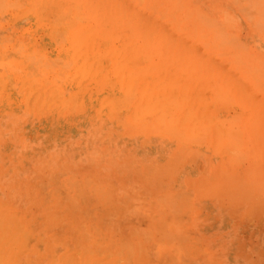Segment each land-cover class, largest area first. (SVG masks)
<instances>
[{
  "label": "rangeland",
  "instance_id": "374dc122",
  "mask_svg": "<svg viewBox=\"0 0 264 264\" xmlns=\"http://www.w3.org/2000/svg\"><path fill=\"white\" fill-rule=\"evenodd\" d=\"M78 1H80V0H78ZM78 1L76 0V6H78V7H76L77 9H79V8H82V9H84L85 8V6H84V4H83V6H82V1H84V0H82V1H80L79 3H78ZM86 1H87V4H86ZM103 1V0H102ZM105 1H107L108 2V0H104L103 2H104V4H103V6L102 7H100V6H96V7H100V9L101 8H103V10H104V8H106V6H107V4H106V2ZM113 1V2H112ZM114 1L115 0H109V2L108 3H112V5H114V6H112V7H114L113 8V12L112 11H110V13H109V11H107V9H105L108 13H109V19H107L108 17H107V12H105V13H103V14H106V16L105 15H100V16H104L105 17V19H103L104 20V22H105V20L108 22V20H112V18H110V16H111V12H112V15H115L116 14V8H118V6L120 7L121 6V4L122 5H124V7L122 8V10H124V17H122V18H120V19H122V20H120V22H121V24L123 25H121V24H119L118 25V23H120V22H118V20L119 19H116V17H115V19L116 20H113V21H109L107 24H105V27L108 25V27L107 28H109V27H111L112 25V31L111 32H113V33H111V35H110V37L108 38L106 35H108V34H106L105 32V36L107 37V43L105 42L106 41V39L104 40H102L101 39V37L103 38V33H102V35L97 31V30H100V25H99V27H95L96 26V24L98 23V22H102L103 20L102 19H100V16H98L97 17V15H98V13L97 12H95V11H93L94 12V14L96 15H94L93 16V12H92V17H93V20H95L94 19V17H96L97 18V23H96V21H94V22H92L93 20H91L90 19V24H91V26H92V29H91V31L92 30H96L97 32H96V34L97 35H101V36H97V37H93V39H94V41H93V39L91 40L92 42H95L96 43V46H97V44H98V48H100V50H99V53L95 56V58L97 59V61H106L105 59H107L108 57H109V53H107L106 51H111V48L113 47V45H111L110 44V42L111 41H113L114 39L113 38H111L112 37V35H119L120 33H121V37L120 36H117V38L116 37H114V38H116V40H114L113 42H112V44H116L115 46L117 47H115L116 49H114L115 50V52H116V60H118L117 58H119L120 57V55H122V57L118 60V61H120L121 63H119L118 61H117V63H116V61L113 63V62H111V60L112 59H114V57L113 56H110L109 58H110V60H107L106 61V63H108L107 64V68H108V70H107V77L108 78H112V75H115L114 76V80H115V82L112 80V81H110V80H108V82H110L109 84H112L113 86H111L110 85V87H111V90H110V88H109V85L106 87V88H104V93H105V96L108 98V102H112L113 100V103L115 104V102L117 103V102H119V104L117 105V106H115L113 103H107L108 105H110L109 107L112 109L111 111L108 109V105L106 104L105 105V107H103V109L101 110V111H98L97 112V108H96V106L93 104V103H86V104H83V105H81V106H79V109H80V113H78L77 111H74L73 113H71V114H67V115H64V116H61V117H56V112H55V110H54V108H52L51 110H49V105L47 104V107H46V104H44V105H41V106H38V108H37V110H36V108H34L33 110H32V115L30 116V117H25L24 118V116H22V115H19L18 114V111H19V109H20V106L19 105H13V106H10L9 107V109H10V114L7 112L6 114H2V113H0V127H1V129H0V164L2 165H0V216H2L1 218H0V221H2V222H4V224H2V222H0L1 224H0V229H1V233H0V236L2 235V237H1V239H0V244H2V246L0 247V249H1V257H0V264H9V263H14V261L16 260V255H18L19 257H17V261H18V264L20 263V264H64V262L65 263H67V260H68V262L69 263H67V264H85V262L87 263V262H89V264H94V262H96L97 264L99 263V264H115V262H119L118 264H124V261L127 263V261H126V259L128 260V264H155V263H152L151 262V260H150V257H148V259H147V257H146V255H144V250H142V248L143 249H145V246L146 245H148V244H150L152 241H151V238H154V237H157V232L155 233L156 235H154V228L152 229H150V227L148 228V230L147 231H144L145 233H141V232H139L138 233V231L136 232L135 230H134V228L133 227H131V226H128V228H121V226H116V225H114L113 224V222H111V220L113 221V220H115V222H117L118 221V213L120 212V210L118 209V210H114V208L113 209H111L109 206V208H108V210H106V209H102V208H104V205L106 204V203H108V202H105L104 201V196L105 195H103V190H104V185L106 184L107 186L109 185V184H107L106 182H103V178H104V180H106V179H111V181L110 182H112V181H115V180H118V182L120 183V182H123L122 184L124 185V186H127V189L130 191L131 189H137L140 185H141V187L140 188H138V190H140V191H142V192H146L144 195H143V197H141L142 195L140 194L141 192H138V194H140V196H138L139 197V199H137V197L134 195V196H131V197H134V198H136V200H135V204H136V206L134 207V208H132V210H136V211H141V208L142 209H145V208H147V206H149V207H152V205H154L151 201H157V203H156V205L159 207V210L160 211H162V210H165L166 208H168L167 207V204H169L170 202H174V200L176 199V201H179V200H181V202L182 203H180V201H179V203H177V204H174V207H171V208H169L170 209V211L173 213V215L175 216V217H172V218H176V217H178L177 219H178V221L179 220H181V221H184V222H186V223H183V225H181V229L183 230H178V225L176 226V235L178 234V232H179V234L181 233V231L183 232V234H178L177 236H175L174 237V240H176L175 238H177V237H180L181 239H183V238H186V241H184L183 242V240L182 241H180V242H183V243H188L189 241L188 240H190L191 242H189L188 244L192 247H194V246H196V244H200L199 245V247H196V249H198L199 248V250L201 249V252L200 251H198V250H194V251H192L193 249L192 248H190V250H188L189 251V253L190 252H192V255H193V253H195V251H198V253L196 254V256L200 253V255H198L197 257H195V256H192L191 254H189V253H187V250H186V246L188 247L189 245H185V244H181L180 242H179V244H181V245H183V246H185V247H178V249L180 250H178L177 248H176V252H178V254L177 253H175V255H174V253H172L171 254V256H170V259L168 260V264H175V263H177V261H179V263L181 264L182 263V261H183V263L185 264V263H188V264H210V263H213L214 262V259L215 258H213V256L215 255V252H214V250H215V247L217 246L218 248H216V249H220V247H222L221 249H222V251L224 250V247H228L227 249V251H228V257H224L223 255L222 256H219L220 257V259L222 260V261H224V263H221V264H227L226 262H225V260H227V261H229L230 262V260H231V262L233 261L235 264H264V207L262 206V205H264L263 203H262V205H259V206H261V207H259V208H263V209H261L262 210V213H260L261 211H260V209L258 208V210H254V209H257V208H253V206L255 205L256 207L258 206V205H256V204H258V203H256V204H253L252 205V201H251V199L254 201V198H250L251 197V195H252V197H253V195L257 192L256 191V187H257V190L259 191V193L257 194V196H259L260 198H261V201H263L262 199H264L263 197H264V187H263V185H264V170H263V167L264 166H262V165H264V155L262 154L263 152H261V150L262 151H264V146H262V145H264V144H262V145H260V143H262L261 142V140H260V138H259V140H260V143H259V140H258V137H261V135H259L260 133H263L264 134V132H262V131H264L263 129H264V117H263V114H264V95L262 94V92L264 91H262L261 92V90L262 89H264V86H263V82L262 81H264L263 80V75L261 76L260 75V77L258 78V76H257V78L255 79V77L253 78L252 77V75L251 74H249L248 72H251V71H248L249 70V68L250 67H248L247 68V65H244L245 63H246V60H249V58H247L246 57V59L244 58V55H242L241 57H238V55L240 56L242 53L243 54H247V55H249V53L251 54L252 53V56H255L257 53H259V55L257 54V57L259 58V59H261V61H263L262 59H264V52H261V48L262 49H264V44H263V42L261 41V39L263 38L264 39V31H262V30H260V29H263L264 30V27H262V24H264V13L263 14H260V12H261V10L262 9H264V8H262V7H260L259 8V6L261 5H263V3H264V1L263 0H252V1H250L249 2V0H247L250 4H248L247 3V1L246 0H237V1H234L233 2V0H232V2H231V0H187V1H191L190 3L191 4H189V5H185L186 4V2H184V1H186V0H182V6L184 5V9L185 8H187V6H188V8L187 9H185V10H187V11H185L186 13H188V14H190V13H193L194 12V10H192L191 9V7H194L195 6V3L197 4V12L199 11V9H201V11L203 10V12H205L207 15H205L206 17H204V15H202L203 13H201V15H200V12L201 11H199L198 13H199V15L197 14V12H195V14L198 16V19H200L199 21H200V23L199 24H196L195 25V27H193L194 28V31H193V29L191 30L190 29V27H192L191 25H193V23H195V22H193V21H195V20H198V19H196V17L192 14V16H193V19H195V20H193L192 19V16H191V19L193 20L192 22L189 20L188 21V15H187V20L185 19L186 18V15L184 16V15H181V14H183V12L180 14V16H179V22L181 21V19L183 18V20H182V24L179 26L180 28V30L181 29H183V33L186 35H184L183 37H182V35H181V37H182V40H181V38H180V36H176V35H174V39H175V43L172 41V40H174L173 38L172 39H169L168 38V40L170 41H165L164 43L165 44H167V42H169L170 44H167V46H169V45H171V43L172 44H175V45H173V46H175V47H173L172 48V52H169L170 54H171V57L172 58H174V57H176V56H174V55H176L177 54V59L179 60L178 62H180L181 63V65L179 66V64H178V66L177 65H175V63L177 64L178 62H176L175 60H177L176 58L175 59H170L169 60V57H170V55H166V56H168V59L166 58L165 59V61H167V64H165L166 66H167V73H169L170 75L169 76H173V77H169V76H167V74L165 73V75H163V81H166V79H165V77H167L168 79H170V78H172V79H175L176 80V78H177V76H178V74L179 75H181V79H183V76H184V78H185V76H186V78L185 79H183L182 81V83H185V81L186 82H188V84L187 85H189V82L191 81V85H192V83H193V85H196L197 86V88H200V89H193V87L190 85V87L192 88H185L186 89V91L188 92L189 91V89H191L192 91V93H194V94H192L190 91L187 93L186 91H180L181 90V79L179 80V78L177 79V80H179L180 81V83H178V82H176L175 80V82L176 83H178V84H180V86L179 85H177L176 86V84H174V86L175 87H173V90H172V88L170 89V87L168 86H164L163 84L165 83V85H166V83L168 82H162V79H160L161 80V82L163 83H160V80L158 79L164 72V70L163 69H161V68H159V67H161V66H159L157 69H156V71L154 70V66L157 64H154V62H157V61H159V64H161V62H160V58L159 57H161V61H163L164 60V58H163V56L164 57H166L165 55H163V56H161L163 53H165V50H161L160 51V49L159 48H157L158 50H155V49H153V46H152V43H151V40H150V42L148 43V42H146L147 40H145V39H141V37L139 36L138 38H137V34L135 35L134 34V29L135 30H137V28L135 27L137 24H138V26H139V21H140V19H139V23H137V17H143V20L144 19H146L147 18V16H148V14H149V12L151 13V16H150V14H149V19L151 20V19H153V15H154V21L156 22L157 21V24L158 23H160V24H163V21H165L164 23L166 24V23H169L170 25H168V26H171V24L173 23V22H175L176 20H178V19H171L170 18V16L169 15H167V13H166V16H165V13L163 14V15H161V13H160V16L157 14L158 13V11L159 12H161V10L156 6V4H158L159 2L160 3H162V0H155V1H157L158 3H156V2H153L154 0H132L131 1V3L129 4V6L127 5V7L129 8V11H132L131 9H132V7H134L133 9H134V11H133V13L135 14V15H137V17L136 16H134L133 15V13H131V12H129L128 11V9H126L127 7H126V4H128L129 3V0H120V1H115V3H114ZM123 1V2H122ZM164 1V0H163ZM167 1V0H166ZM172 1V0H171ZM173 1H175V0H173ZM176 1H178V0H176ZM221 1V2H220ZM91 2V1H90ZM92 2H94L93 0H92ZM96 2L98 3H100V1H97L96 0ZM117 2H121L120 4L119 3H117ZM127 2V3H126ZM142 2V3H141ZM144 2H146V4L144 3ZM180 2V1H179ZM208 2V3H207ZM211 2V3H210ZM223 2H226V3H223ZM240 2V3H239ZM254 3V2H256L257 3V5H255L254 7H252V3ZM98 3V4H99ZM102 3V2H101ZM114 3V4H113ZM133 3V4H132ZM134 3L136 4L135 6H134ZM150 3H152V5L150 6ZM154 3H156V4H154ZM160 3H159V5H160ZM188 3V2H187ZM218 3V4H217ZM231 3H236V4H231ZM242 3V5L240 6V4ZM88 4H90L89 2H88V0H85V5H87L88 6ZM93 4H95V2L93 3ZM92 4V5H93ZM97 4V5H98ZM117 4V5H116ZM141 4V5H140ZM145 4V5H144ZM179 4V3H178ZM177 3H176V5H178ZM220 4V5H219ZM238 4V5H237ZM245 6H249L250 7V9H248L249 7H245ZM258 4H260V5H258ZM101 5V4H100ZM110 5V4H109ZM144 5V7H142ZM210 5V6H209ZM234 5H236L235 6V9H234ZM115 6H116V8H115ZM139 6V7H138ZM153 6L155 7L156 6V11H154V9L155 8H153ZM182 6L180 7L181 9H182ZM186 6V7H185ZM222 6V7H221ZM239 6V7H238ZM84 7V8H83ZM93 7H95V6H93ZM108 7V9L110 10L111 8H110V6H107ZM141 8V9H139L138 10V8ZM149 8V9H147V8ZM198 7H199V9H198ZM215 7V8H214ZM241 7H243V10L241 9ZM244 7H245V10H246V8H247V10H250V11H247V13L248 12H251V14L253 13V11H255V12H257L259 9H260V12H259V14H257L258 16H256V14L254 13L253 15H250V18H252V20H249L248 18L246 19V17H245V15H248V14H246L245 13V11H244ZM98 8L97 9H95L96 11L98 10ZM121 8H120V10H121ZM125 8V9H124ZM145 8V9H144ZM195 8H196V6H195ZM221 8H222V11H223V9H225L226 11H227V14H224L223 13V15H227V17L225 18L224 16L222 17V12H220V10H221ZM240 8V9H239ZM258 8V9H257ZM88 9V8H87ZM99 9V10H100ZM151 9V10H150ZM184 9H182V10H184ZM188 9L190 10V12L188 11ZM206 9V10H205ZM233 9H234V11H233ZM251 9H253V10H251ZM256 9H257V11H256ZM103 10H100L101 12H103ZM120 10H118L117 9V13L119 14V12H120ZM121 10V11H122ZM126 10H127V12H128V14H129V17H130V14H131V17L133 16L134 18L133 19H129L130 21H128L129 22V24L127 23V20L125 21V18H128V14L126 13ZM136 10L138 11V14L137 13H135L136 12ZM150 10V11H149ZM219 11V13H217V11ZM115 11V12H114ZM141 11H143L144 13H142ZM146 11V12H145ZM148 11V12H147ZM212 11V12H211ZM154 12V13H153ZM155 12H156V14H155ZM228 12L229 13H231V15L233 14V16H230V14H228ZM237 12V13H236ZM115 13V14H114ZM122 12H120V15H122L121 14ZM142 14H144V15H142ZM250 14V13H249ZM117 15V14H116ZM156 15V16H155ZM215 16L214 17V19H212L214 22L212 23V21H211V17L213 18V16ZM261 15V16H260ZM127 16V17H126ZM157 16H159V17H157ZM161 16H163V18H161ZM167 16H168V18H167ZM208 16V17H207ZM230 16V17H229ZM241 16H242V19H241ZM255 16H256V18H255ZM263 16V19L261 18ZM91 17V18H92ZM107 17V18H106ZM112 17V16H111ZM118 17H119V15H118ZM121 17V16H120ZM164 17H165V19H164ZM195 17V18H194ZM204 17V19H202ZM236 18L237 17V23H239L240 22V24L238 25V24H235L238 28H240V29H236L237 27L235 26V29H233V28H230V27H226L227 29H225L224 30V28H225V26L223 25L222 26V23L225 21V23H227L230 19V21H231V23H230V25H234V23L236 22L235 20H234V18ZM239 17V18H238ZM243 17H245V19L243 18ZM247 17H249V16H247ZM260 17V18H259ZM113 18H114V16H113ZM124 18V19H123ZM156 18H159V19H156ZM161 18V19H160ZM222 18V19H221ZM227 18H229L228 20H227ZM253 18L255 19V20H253ZM99 19L101 20V21H99ZM149 19H148V21H149ZM164 19V20H163ZM209 19V20H208ZM221 19V20H220ZM257 19L260 21H258L257 22ZM218 21V23H216L217 21ZM222 20H224L223 22H221V24H220V21H222ZM233 20V21H232ZM124 21V22H123ZM134 22V21H136V23L135 24H133V23H131V22ZM145 21V20H144ZM147 21V20H146ZM145 21V22H146ZM172 22V23H170V22ZM198 21V22H199ZM210 21V22H209ZM229 21V22H230ZM235 21V22H234ZM239 21V22H238ZM244 21V22H243ZM251 21H252V23L255 21L256 22V24H253L252 25V23H251ZM103 22V23H104ZM113 22V23H112ZM118 22V23H117ZM125 22H126V25H125ZM142 19H141V23L140 24H142ZM191 24H189V23ZM228 22V23H229ZM234 22V23H233ZM93 23H96V24H93ZM112 23V24H111ZM124 23V24H123ZM130 23H131V25H134L133 27L131 26V27H129V25H130ZM187 23L189 24V25H187ZM204 23V24H203ZM215 23V25H213ZM227 23V24H228ZM257 23H258V25H259V23H260V27L259 26H256L257 25ZM93 24V25H92ZM99 24H101V23H99ZM116 24H117V28H115L116 27ZM165 24H163L164 26H166ZM200 24H203V26H205L206 28H204L202 25H200ZM218 24V25H217ZM243 24H244V26H243ZM246 24V25H245ZM7 25V26H6ZM10 25V23H7V22H5V23H3L2 25H0V32L3 30H8V28L10 27L9 26ZM120 25L122 26L121 27V29H119V27H120ZM198 25H200V26H198ZM254 25H255V27L256 28H258V31H253L254 29H255V27H254ZM103 27L101 28V29H104L105 27H104V25H102ZM119 26V27H118ZM188 26H190V27H188ZM202 26V27H201ZM212 26H216L215 28H210V27H212ZM241 26H242V29H241ZM247 26V27H246ZM249 26V27H248ZM264 26V25H263ZM142 27V26H141ZM143 27H144V24H143ZM220 27H223V28H220ZM251 27V28H250ZM253 27V28H252ZM95 28V29H94ZM198 28H200L199 29V31L197 32V30H198ZM202 28V29H201ZM219 28V29H218ZM248 29V30H246V29ZM110 29V28H109ZM115 29L118 31V33H117V31H116V34H115ZM131 29H132V31H131ZM145 29V28H144ZM196 29V30H195ZM204 29V30H203ZM207 29H212L211 31H207ZM215 29V30H214ZM220 29H223V31L222 30H220ZM106 30V29H105ZM108 30V29H107ZM106 30V31H107ZM122 30H124V33H125V31H127L125 34L124 33H122ZM232 30H234L235 32H238L237 30H239L240 32H238L237 34L239 35V37H238V35L236 34L235 35V33L233 34V32H232ZM4 31V32H5ZM104 30H102V32H103ZM109 31V30H108ZM134 31V32H133ZM206 32V33H202V32ZM224 31H226V32H224ZM227 31H228V33H229V35H230V37L228 36V34H227ZM229 31H231L232 33H230ZM244 31V32H243ZM247 31V32H246ZM259 31H261V32H259ZM4 32H1V33H4ZM94 32V31H93ZM176 32V31H175ZM177 32H179V31H177ZM190 32V33H189ZM199 32H201L203 35L204 34H208V33H210L211 35H212V38L213 39H211V37H208L207 35H206V37L205 36H202V35H200V33ZM255 32V33H254ZM130 33H133V34H130ZM136 33V32H135ZM193 33V34H192ZM197 33H199V34H197ZM214 33V34H213ZM221 33V34H220ZM227 34V35H225V34ZM240 33V34H239ZM245 33V34H244ZM247 33H248V35H247ZM257 33H259L260 34V36H259V34H257ZM122 34H123V36H125V37H127V36H131V35H135L134 37V40H133V38H132V42L133 41H135V39L138 41H135V44H132L133 45V48L131 49V51L129 52V50H128V52H129V54L130 53H132V51L135 49V48H137V47H141L140 48V50H142V49H144V47H145V45L144 44H147L146 46L148 47V52L146 51V49H145V51L147 52V53H151V54H149V55H152L153 53L155 54H157L158 52L157 51H160V55L159 54H157V55H159V57H156V54L154 55H152V56H154L153 58H151V61H152V59H153V61H152V65H154V66H152V67H149V71L146 69V68H142L144 65L143 64H141L140 62H138V64L140 63L141 65H143L142 67H140V71H138L139 70V68L136 70V67H133V69L134 70H136V71H130V73L132 72V74L134 75H131L130 74V76L131 77H136L137 79L140 77H138V75H136V74H138V72L139 73H141V82H142V84L143 83H147L146 85L147 86H145V85H140V87H141V89L140 88H138V89H140V90H138V91H140V96L139 97H142L143 95V97H142V99H141V101H139V99L136 101V100H134V98H132V96H134L133 94L134 93H131L130 94V92H132L131 90H135L136 91V86L138 85V84H141V83H138L137 84V81H135V80H137L136 78H135V80L133 81V83H132V80H133V78L131 79V77H130V81L129 80H127V79H125V80H127V83L126 84H128V86H123L121 83L123 82L122 80H124L123 78H120L121 77V75H125V73L127 74V72H125L127 69V67H126V64H125V67H124V65L121 67V65L123 64L122 63V61L123 60H125L126 61V59H123V58H125L127 55H128V52L125 54L126 56L124 57L123 56V51L125 50L126 51V49L127 48H125V46L126 47H128V45H129V47H131V45H130V42H129V40H128V42H129V44L128 45H125V43H123L124 44V50H122V40H121V38H123V41L125 42L126 40H127V38H129V37H127V38H125V37H123L122 36ZM192 34V35H191ZM217 34V35H216ZM224 34V35H223ZM231 34H232V36H231ZM243 34V35H242ZM196 35V36H195ZM210 35V36H211ZM221 35V36H220ZM233 35H235V36H233ZM247 35V36H246ZM255 35H256V37H255ZM38 35L37 34H34V40L37 42V43H40V41H41V39L39 38V36L37 37ZM96 36V35H95ZM189 36V37H188ZM198 36H199V38H198ZM219 36H220V38H219ZM229 38H228V37ZM237 36V37H236ZM243 36V37H242ZM254 36V37H253ZM262 36V37H261ZM176 37H179L180 39L179 40H181V43H180V41L178 40V42L176 43ZM188 37V38H187ZM215 37H217V38H215ZM236 37V38H235ZM99 38V39H98ZM144 38V37H143ZM192 38H195V39H192ZM197 38H198V40H197ZM204 38H206V39H204ZM214 38L216 39L215 41H217V42H215V41H213L212 42V40H214ZM224 40H223V39ZM231 38H233V39H231ZM245 38H247V39H245ZM101 39V41H100V43H99V40ZM113 39V40H112ZM126 39V40H125ZM142 40V42H141V40ZM185 39L188 41L189 40V42H188V44L185 42ZM237 39H239V41L242 43H240V42H238V40ZM96 40H98L97 42H96ZM198 41V42H194V44H196V43H198V44H196V45H199V46H197L196 47V45H194L193 44V50H192V48H191V50L192 51H190V49H187V48H189L190 47V44H192L193 43V41ZM204 40H206L207 41V43H205V45L203 44L204 42ZM210 42H209V41ZM220 40V41H219ZM230 40V41H229ZM237 40V41H236ZM245 40V41H244ZM255 40V41H254ZM89 41V40H88ZM90 41V43H92ZM105 42L106 44H105V47H104V45H102V43L103 42ZM144 41V42H143ZM149 41V40H148ZM160 41V43L161 42H163V41H161V40H158L157 41V43L156 44H159L158 42ZM172 41V42H171ZM231 41H233V43L231 42ZM250 41H251V43H250ZM258 41V42H257ZM127 42V41H126ZM184 42L188 45H186V49L184 48ZM209 42V43H208ZM223 42V44H221ZM228 42V43H227ZM235 42V43H234ZM89 43V42H88ZM87 43V41L85 42V43H83L82 45H83V48H85V46H87V47H91V48H96V46H95V43H93V44H91V45H93V46H89L90 44H88ZM119 43H120V45H119ZM139 43V44H138ZM143 43V44H142ZM178 43H180V45H182L183 44V47L182 46H179L178 48L179 49H181V50H179L178 49V51H181V52H175L176 50L175 49H177V44ZM220 43V44H219ZM226 43V44H225ZM232 45H231V44ZM243 43H245V44H243ZM86 44V45H85ZM108 44H110L111 45V48H110V46L107 48V46H108ZM142 44V45H141ZM151 44V45H150ZM155 43H153V45H154ZM208 44H211V45H209V46H214L215 48L217 47V46H219L218 48H216V49H219V50H215V48L213 49V47H209L208 46ZM212 44H214V45H212ZM215 44H217L216 46H215ZM236 44V45H235ZM248 44V45H247ZM249 44H250V46H252V44H253V48L255 49V51H256V54H255V51H253L254 49H252V47H251V50H249V48H250V46H249ZM257 44V45H256ZM122 45V46H121ZM140 45V46H139ZM203 45H204V48L206 49H209V50H211V51H213V52H211V51H209V50H205L204 51V49H203ZM222 45V46H221ZM225 45L228 47V45H230L229 46V53H231V51L234 53L235 51L233 50V47H235V48H238V51H240V52H242V53H234V54H236V55H234L233 53H231V56L233 57L232 58V60L231 59H229V54L227 55L225 52ZM121 46V47H120ZM135 46H137V47H135ZM144 46V47H143ZM202 46V48H200L199 50H197V48H199V47H201ZM207 46V47H206ZM224 46V47H223ZM233 46V47H232ZM248 46H249V48H248ZM122 50V52H121V50L119 49V48ZM157 47H159V45H157ZM171 46H169V48H170ZM192 47V46H191ZM223 47V51L221 50V52H219L220 51V49ZM106 48V49H105ZM109 48H110V50H109ZM232 48V49H231ZM260 48V49H259ZM47 49L49 50L50 48H49V46H47ZM86 49V48H85ZM89 49V48H88ZM202 49H203V53H202ZM258 51H257V50ZM105 51V55H102L101 56V54L102 53H100V52H102V51ZM114 50L113 51H111L110 52V55H114L115 54V52H114ZM136 50H139V48L138 49H136ZM168 50V49H167ZM170 50H171V48H170ZM175 50V51H174ZM183 50V51H182ZM186 50L188 51L187 53H185L186 52ZM215 50V51H214ZM118 51V52H117ZM124 51V52H125ZM135 51V50H134ZM133 51V53H135V52H138V51H135L134 52ZM144 51V50H143ZM145 51L143 52V53H145ZM164 51V52H163ZM207 51V52H206ZM225 51V52H224ZM228 51V50H227ZM237 51V52H238ZM253 51V52H252ZM141 52V51H140ZM140 52H138V53H136L138 56L139 55H141L142 57H143V59L146 57V58H148L149 60H150V57H152V56H149V55H146L145 56V54H144V56H143V54H142V52L140 53ZM175 54H174V53ZM199 52V53H198ZM215 52H218L219 54H222V52L225 54V55H227L226 57H227V59L228 60H231L232 62H233V64H232V62L230 61V64H229V62L228 61H226L227 59H226V57L224 58V56L223 55H221L220 57H219V54H215ZM245 52V53H244ZM248 52V53H247ZM107 53V54H106ZM119 53V54H118ZM168 53V52H167ZM190 53V54H189ZM193 53V54H192ZM195 53H196V55H195ZM200 54L201 55V53L203 54V57H204V60H202L203 58H202V56L200 57V61H199V58H197V55L198 54ZM228 53V52H227ZM135 54V56L133 55V57H135L136 58V55ZM179 54H182L181 56H178ZM211 54H213V55H211ZM184 55H185V57H187V58H185L184 57ZM187 55V56H186ZM189 55H190V57H192V56H195L196 57V60L194 59V60H192L193 58H195V57H192L191 58V60H190V57H189ZM208 55V56H207ZM213 56L212 58H213V61H211V60H207V61H210L211 62V67H212V63L214 64V66H213V68H212V71H210L209 69H211V67L209 66V65H207L208 64V62H206V58L207 57H210V56ZM101 56V57H100ZM107 56V57H106ZM132 56V55H131ZM130 56V57H131ZM138 56H137V58H138ZM140 56V57H141ZM174 56V57H173ZM217 56L219 57V58H217ZM113 57V58H112ZM142 57H141V60L143 61H141L142 63H146L147 61H148V59H142ZM159 58L158 60L156 59V58ZM180 57V58H179ZM206 57V58H205ZM256 57V58H257ZM108 58V59H109ZM132 58V57H131ZM162 58H163V60H162ZM182 58V60H180ZM202 58V59H201ZM217 58V59H216ZM220 58H221V60H220ZM224 58V59H223ZM96 59H94L95 61H96ZM138 59H140V58H138ZM137 59V61H140V60H138ZM155 59H156V61H155ZM207 59H209V58H207ZM243 59V60H242ZM245 59V60H244ZM258 59V61L257 62H259V63H261L260 65L261 66H263V64H264V61L263 62H260V60ZM128 60H129V58H128ZM127 60V61H128ZM171 60H173V61H171ZM201 60L204 62L205 61V65H206V68L204 67L205 65H204V63L202 64L201 63ZM219 60V61H218ZM250 60L252 61V62H254V60H255V63H257L256 62V59H254L253 57H251L250 58ZM132 62H134L133 61V59L131 60ZM136 61V62H137ZM169 61V62H168ZM171 61V62H170ZM184 61H187V62H184ZM223 61L225 62V63H223ZM244 61H245V63H244ZM124 62V61H123ZM129 62H130V60H129ZM128 62V65L129 66H132V64L131 63H129ZM173 62H175V63H173ZM218 62V63H217ZM248 62V61H247ZM113 63V65L114 66H116V68L118 67H120V70L121 69H123L122 70V72H123V74L121 73V71L120 70H117V69H115V67L113 68L112 67V69H111V64ZM120 64V65H116V64ZM150 63V62H149ZM165 63V62H164ZM168 63H172L173 65H171L170 67H169V69H168V66L170 65V64H168ZM186 64L187 65V67H186V70L187 71H185L183 68H181L182 69V71L180 70V67H184V66H182L183 64ZM201 63V64H200ZM215 63H217L218 64V67H217V65L215 66ZM222 63L223 64H226V63H228V64H226V65H222ZM255 63H252V66H254V64ZM135 64V63H134ZM197 64L200 66V69L199 70H197ZM249 64V63H248ZM137 65V64H136ZM140 65V66H141ZM146 65V67H148V64H145ZM164 65V64H163ZM164 65V66H165ZM229 65L231 66L232 65V67H229ZM250 65V64H249ZM248 65V66H249ZM128 66V67H129ZM135 66V65H134ZM149 66H151V65H149ZM163 66V67H164ZM165 66V67H166ZM174 66V67H173ZM204 68H203V67ZM208 66L210 67V68H208ZM225 66H226V68H225ZM255 66H257V68H259V65H258V63H257V65H255ZM124 67V68H123ZM137 67H138V65H137ZM145 67V66H144ZM155 67H157V66H155ZM177 67H179V69L178 70H176L177 69ZM202 67V68H201ZM214 67H215V70L216 69H218L216 72H215V70H214ZM217 67V68H216ZM224 68V70H225V74H226V72H228V76H229V78L232 76V75H234L235 77H233L236 81H233V78L231 77V81H227V82H225V83H221V82H219V81H222L223 82V78H226V76L227 75H225L223 72H222V68ZM233 67H235V68H233ZM131 68V67H130ZM154 70V72L152 71L151 72V70L152 69ZM172 68V69H171ZM175 68V69H174ZM185 68V67H184ZM231 68V69H230ZM1 69V68H0ZM133 69H131V70H133ZM145 69V70H144ZM161 69V71H159L158 72V70H160ZM165 70H166V68H164ZM174 69V70H173ZM205 69H206V71H205ZM228 69H230V71H233L232 73L231 72H229L228 71ZM233 69V70H232ZM236 69V70H235ZM114 70V71H113ZM130 70V69H129ZM142 70H144V72L145 71H148V73L149 74H143L142 73ZM170 70H173V71H170ZM176 70V71H175ZM184 70V71H183ZM201 70V71H200ZM209 72H208V71ZM223 70V71H224ZM119 71V72H118ZM173 74H171L170 72ZM174 71H175V73H174ZM220 71L222 72V75L220 74V75H218V73H220ZM236 71V72H235ZM112 72V73H111ZM117 73V74H115V73ZM129 72V71H128ZM133 72H135V74L133 73ZM151 72V73H150ZM159 74H158V73ZM176 72H179V73H176ZM183 72V73H182ZM200 72V73H199ZM207 72V73H206ZM211 72V73H210ZM215 72V74L216 75H218V79L219 78H222V76H223V78L220 80H218L217 78H215V74H213ZM238 72V73H237ZM153 73H155V75L156 74H158V78L156 79L155 78V76H153ZM181 73V74H180ZM186 73H188L187 75H186ZM204 73H206V74H204ZM213 74V75H211L210 76V74ZM236 73V74H235ZM112 74V75H111ZM120 74V75H119ZM142 74L143 75H149V76H145L148 80H150V79H153V80H151V82H143L142 81ZM174 74H176V76L174 75ZM202 74H204V76L205 75H207V79H210V80H212V83L211 82H208V81H210V80H206V78L205 77H203V75ZM224 74V75H223ZM239 74H241V77H239V79H238V77L236 78V76H238ZM4 75H7V71L6 70H4V71H0V77L1 76H4ZM117 75H119V77L117 76ZM136 75V76H135ZM189 75V76H188ZM248 75H251V79L253 78L255 81H254V85H255V83L257 84V80H258V85H260L259 83H262L261 85L262 86H260V88L259 87H256V86H254L253 84H251L252 83V81L251 80H249V77L250 76H248ZM150 76H151V78H150ZM190 76H191V78H190ZM214 76V77H213ZM221 76V77H220ZM225 76V77H224ZM228 76H227V79L226 80H228L229 78H228ZM240 76V75H239ZM117 77H118V79H117ZM145 77H143V80H145L146 78ZM175 77V78H174ZM202 77V78H201ZM209 77V78H208ZM212 77V78H211ZM119 78L120 79H122V80H120L121 82H119L121 85H118L119 83H118V80H119ZM155 78V79H154ZM161 78V77H160ZM190 79V80H189ZM215 79H217V80H215ZM252 79V80H253ZM158 80V81H157ZM171 80V79H170ZM193 80V81H192ZM204 80H206V81H204ZM242 82H241V81ZM244 80V81H243ZM261 80V81H260ZM156 81V82H155ZM214 81H215V83H214ZM216 81H218V82H216ZM233 81V82H232ZM249 81H250V83H249ZM260 81V82H259ZM3 82V85H2V83L0 82V92L1 93H4V92H8L7 90L9 89V88H11L13 85H14V82H12L11 80H9V79H7V80H4V81H2ZM114 84H113V83ZM154 83V85H155V83L157 84V85H155V86H152V84ZM171 82V81H170ZM173 82V81H172ZM201 82L202 83H204V82H207V85H206V83H205V85H203V87H201L202 86V84H201ZM229 82H232L233 84L231 85L232 87H230V83ZM236 84H235V83ZM125 83V82H124ZM130 83H132L131 85H132V88H133V86H134V88L133 89H131V90H129L131 87V85H130ZM149 83L151 84V86H149ZM169 83V82H168ZM208 83H211V85L210 84H208ZM216 83H217V86L219 85V84H221L223 87L222 88H220L223 92L225 91V89L226 88H224L225 87V85H223V84H226V83H228V85L226 84V86L229 88L230 87V89H228V92L227 93H232L233 95H234V97L236 96L237 97V95H235L233 92L235 91V87L237 88V90H236V92H238V96H239V102H237L238 101V97H237V100L235 101V100H233V101H235L233 104L231 103L230 105H231V107H230V105H229V103H227V105H226V109H222L224 106H225V103H224V106H223V104H219V102L218 101H220L219 99H217L216 101H215V103H212V107L215 109L216 108V110H214V114L212 113V109H211V106H210V103H211V101L210 100H212V102L214 101V99H216V98H218V97H214V95H213V97L214 98H211V96H212V94H214V93H212V91L214 90V88L216 87H214L213 85H216ZM135 84V85H134ZM159 84H162V85H159ZM236 85V86H233V85ZM130 85V86H129ZM159 85V86H158ZM168 85V84H167ZM169 85H171V83H169ZM184 85H186V84H183V86ZM186 85V86H187ZM221 85H219V87L221 86ZM2 86H3V88H2ZM9 86V87H8ZM121 87L120 89H118V87ZM156 86H158V87H160V86H162V87H165V92L163 93V90H164V88H159V90H158V87L156 88V90L157 91H159V92H157L156 90H154L153 91V89L156 87ZM171 86H173V85H171ZM196 86H195V88H196ZM210 86H213V87H211L210 88ZM124 87L126 88V89H124ZM145 87L147 88L146 89V91H149V92H147V93H145V92H142V90H143V88L145 89ZM149 87V88H148ZM154 87V88H153ZM179 88V90L178 89H175V88ZM188 87V86H187ZM218 87V88H219ZM234 87V88H233ZM263 87V88H262ZM169 88V89H168ZM183 88V89H184ZM206 88H209V89H212L213 88V90H210V92H208L209 91V89L207 90ZM231 88L232 89H234V91L233 90H231ZM254 89V91H253V89ZM262 88V89H261ZM118 89V90H117ZM123 89L124 90H127V92L129 93H127V95L129 96V95H131V96H129V97H131V98H127L128 96H124V97H126L127 99H128V102H127V99H126V101L125 102H127L128 104H127V108H128V110H127V108L125 109V107L123 108V106H125L126 105V103L124 102V104H122L123 103V100L125 99L124 97L123 98H120V97H118V99H120V101H122L121 103H120V101L118 100V101H116L115 99V97H117V96H119V95H121L122 93H123ZM150 89V90H149ZM160 89H161V91H162V93L163 94H168L166 91H168V90H170L171 92H172V94L174 95V96H172V94L170 93V96H172V97H170V96H166V94L165 95H163V94H160ZM168 89V90H167ZM175 89V90H174ZM182 89V90H183ZM205 89V90H204ZM217 89V88H216ZM224 89V90H223ZM226 89V90H227ZM239 89V90H238ZM256 89H257V92H261L260 94H258L257 92H256ZM259 89H261L260 91H258ZM153 91V95H155L154 94V92L156 93V95L155 96H153V95H151V93H150V91ZM194 90H199V92L201 93H199V92H197V93H199L200 95H201V100H200V98H199V94L196 96L195 95V93H196V91L194 92ZM207 90V91H206ZM92 91H94V89H92ZM110 91H112V93L114 94H112ZM144 91V90H143ZM178 91H180V93L178 92ZM203 91L205 92H208V93H206V95H205V93H204V95H203ZM214 91H216V90H214ZM213 91V92H214ZM219 91V90H218ZM230 91V92H229ZM108 92V93H107ZM169 92V91H168ZM222 92V93H223ZM235 92V93H236ZM254 92V93H253ZM6 93H5V95H6ZM107 93V94H106ZM141 93H145V94H142V96H141ZM149 93V94H148ZM175 93V94H174ZM222 93L220 92V94L222 95ZM226 93V92H225ZM231 93L230 94H226L227 95V97H226V99L228 98L229 99V97L228 96H231ZM240 93H242V95L243 96H240L241 94ZM146 94H148L147 96H148V98H146V100H145V97H147L146 96ZM178 94V95H177ZM258 94V95H257ZM112 95L114 96L113 98H115V99H113L112 98ZM162 95H163V97H162ZM176 95V96H175ZM210 95V96H209ZM216 95L218 96L219 94L218 93H216ZM225 95V96H226ZM255 95L258 97V99H256L255 98ZM259 95H260V97L262 98V99H260L259 98ZM155 97V99L153 100V101H151V102H157V98L159 97L160 98V96L162 97L160 100V102L159 103H161V105H165V104H167L168 102H170L171 100H173L174 98H178L179 99V103L178 104H184V103H186V104H188V103H190V102H186V101H191V103L192 104H189V105H193L195 102H197L198 100V98H199V102L203 105V104H209V108L207 109V107H205L208 111H207V113H206V109H204V111L205 112H203L202 113V115H209V117L210 116H214V117H216L215 115H217V117H218V120H220L222 117L223 118H230V120H229V122H231V121H233V124H235L234 123V121H236V119L234 120V118L233 117H231V114L233 115V116H235L234 114H237V113H241L242 111V113H241V115H242V117L240 116V118H239V124H241L242 122H243V120L241 121L240 119H247V122L246 123H248V120L250 121V120H253V119H251V117L252 118H254L253 117V115L256 113V118H254L255 120H254V124L255 125H257L258 123H261L260 125H262V127L263 128H261V126L260 127H255V125H254V127H253V129H256V130H252V128H251V125L249 124V130H247L248 129V127L247 126H245L246 124L244 123V125L243 126H245V127H243V129L245 128V131L243 130L241 133H242V137H239L240 138V141H242L243 140V142L242 143H240V145H235V143H236V141L234 142L233 140L234 139H236L237 138V136H235L236 138H234V136H233V138L234 139H232V141L231 142H234V143H232V144H234L233 146L232 145H229V144H231V142L230 143H228V145H226V148H225V145L223 146L226 150H224V151H222L221 149H223V147L221 146L220 147V150L218 151V152H216L215 150H211V146L213 145V143H214V141L215 140H217V139H215V138H217L214 134V131H217L215 128H213L214 127V125H216L217 123H215L214 122V119H211V123H210V127L212 128V131H211V133H209V135H211V141H210V143H207V142H203V141H201V140H206L207 141V139H208V134H206V136H205V139L203 138L202 139V133H201V131H200V137L201 138H197V139H194V138H192L193 136H188L187 138H182L183 136H185V135H182V137H181V135H179L180 136V140L181 141H179L178 140V138H175L172 134H171V136H170V134H168V133H165L164 135H152V133H153V131H155V127L156 128H159V126H156L157 124H159V123H157L159 120H157L156 118H154V116H152L151 115V113H150V110H151V108L154 106V104L153 103H151L150 105H149V101H148V99H150V97ZM223 96V95H222ZM254 96V97H253ZM157 97V98H156ZM164 97H167V99H164ZM187 97V98H186ZM191 97V98H190ZM206 97H210L209 99H206ZM220 98H222L221 96H219ZM232 98H233V96H231ZM235 97V98H236ZM241 97H243L241 100L242 101H244V99H245V101L244 102H242L241 104H242V106H244V108L243 109H241L242 111H240V107H241V104H239L240 103V98ZM112 98V99H111ZM190 100H189V99ZM205 98V99H204ZM232 98H231V100H232ZM110 99V100H109ZM187 99V100H186ZM204 99V100H203ZM223 99V98H222ZM112 100V101H111ZM133 100V102H130V101H132ZM143 100H145V101H143ZM193 100H195V101H193ZM197 100V101H196ZM203 100V101H202ZM208 100L210 101V102H208ZM225 100V99H224ZM263 100V101H262ZM140 102V104H138L139 106H136V102ZM205 101H206V103H205ZM233 101H231V102H233ZM257 101V102H256ZM131 103V105H129L130 103ZM143 102H144V104H145V106H149V108H144L142 105H144L143 104ZM147 102V103H146ZM184 102V103H183ZM199 102H197L198 103V105L197 106H199V107H197L196 106V110H194L193 108L194 107H191V110H193V111H195V116L196 117H198L199 116V110H200V108H201V104L199 103ZM202 102H204V103H202ZM225 102V101H224ZM236 102H237V104H236ZM246 102H248L249 104H254V106L255 107H253L252 108V106L251 107H249L248 105H246L247 103ZM133 103H135V108H138V110H136L135 108H133L132 107V105H133ZM220 103H221V101H220ZM122 104V105H121ZM207 104V105H208ZM214 104V105H213ZM256 104V105H255ZM112 105H114L113 107H111ZM120 105V106H119ZM151 105H153V106H151ZM157 105V104H156ZM156 105H155V107H156ZM160 105V106H161ZM216 105L218 106V107H216ZM237 105H240V107L238 108L237 107ZM129 106V107H128ZM140 106H142V107H140ZM246 106V107H245ZM40 107V108H39ZM92 107V108H91ZM117 107H121V109L120 108H118V110L120 109V111H118L117 112V109H115V108H117ZM202 107H204V106H202ZM222 107V108H221ZM247 107H248V109H247ZM19 108V109H18ZM134 110H136V113H134V111H133V117H139V118H142V119H140L139 120V118H138V120H137V118H136V120L135 119H133V118H131L132 117V110L133 109ZM144 108V109H143ZM198 108V109H197ZM221 108V109H220ZM225 108V107H224ZM228 108L230 109V110H228ZM250 108V109H249ZM43 109H44V111H43ZM90 109V110H89ZM94 109V110H93ZM132 109V110H131ZM141 109H143L142 111L145 113V115H147V116H144L143 114V112L141 111ZM234 111H233V110ZM245 109V110H244ZM247 109V110H246ZM251 109H252V111H251ZM254 109V110H253ZM96 110V111H95ZM114 110V112H112ZM116 110V111H115ZM131 110V111H130ZM141 111V113H140V111ZM188 110V109H187ZM191 110H188V112L186 111V113H185V115L186 116H191L190 114H192L191 113ZM226 110H228L229 111V113H228V111H226ZM251 112H250V111ZM259 110H261V111H259ZM96 113H95V112ZM108 111L109 112H111V113H108ZM138 111V112H137ZM170 111H173V110H170ZM217 111V112H216ZM240 111V112H239ZM249 111V112H248ZM256 111V112H255ZM257 111H259V112H257ZM1 112V111H0ZM49 112V113H48ZM102 112V113H101ZM116 112V113H115ZM124 112H126V114L124 113ZM189 112H190V114H189ZM201 112H202V110H201ZM105 113V114H104ZM143 113V114H142ZM217 113V114H216ZM246 113H251L250 115L251 116H249V117H244L243 115H247ZM14 114V115H13ZM44 114V115H43ZM75 114V115H74ZM111 114V116H109ZM124 114V115H123ZM135 114L137 115V116H135ZM138 114H140V115H138ZM142 114V115H141ZM117 115H118V117H117ZM126 115V116H125ZM193 115V114H192ZM20 116V117H19ZM89 116H91V117H89ZM98 116V117H97ZM119 116H121V117H119ZM131 116V117H130ZM148 116H149V120L148 119H144V118H148ZM195 116H193V117H195ZM239 116V115H238ZM92 117H94V118H92ZM109 117H112L111 119L109 118ZM213 117V118H214ZM217 117H216V119H217ZM62 118V119H61ZM92 118V119H91ZM104 118V119H103ZM114 118V119H113ZM116 118H120L121 120V122L123 123V121H125L126 122V125H125V122L123 123V124H121V122L118 120V119H116ZM211 118V117H210ZM4 119V120H3ZM8 119V120H7ZM97 119V120H96ZM116 119V120H115ZM154 119H155V121H157V122H155L154 121ZM232 119V120H231ZM7 120V121H6ZM36 120V121H35ZM93 120V121H92ZM96 120V121H95ZM108 120V121H107ZM135 120V121H134ZM142 120V121H141ZM146 120H148V121H146ZM182 120L183 119H180L179 120V122H182ZM224 119H222V121H223ZM8 121H10V122H8ZM33 121V122H32ZM95 121V122H94ZM103 121H105V122H103ZM112 123H111V122ZM115 121V122H114ZM118 121H119V123H118ZM138 121V122H137ZM227 121H228V119H227ZM244 121H246V120H244ZM21 122V123H20ZM70 122V123H69ZM162 122V121H161ZM213 122V123H212ZM217 122H220V121H217ZM241 122V123H240ZM15 123V124H14ZM93 125H92V124ZM140 123H144V126H142ZM163 123V124H162ZM162 123H160L161 125H163L165 128H169V125L172 123V121H164V122H162ZM215 123V124H214ZM250 123H252L251 121H250ZM128 124H130V125H128ZM152 124V125H151ZM232 124V125H233ZM237 124V123H236ZM235 124V125H236ZM32 125V126H31ZM36 125V126H35ZM88 125V126H87ZM141 125V126H140ZM213 127H212V126ZM217 125H219V124H217ZM216 125V126H217ZM223 125L225 126V125H228L226 122H224L223 123ZM222 125V126H223ZM235 125H233L235 128H236V126ZM253 125V124H252ZM77 126V127H76ZM81 126H83V128H85V129H83ZM102 126V127H101ZM105 126V127H104ZM122 126V127H121ZM126 126H129V127H126ZM131 126H132V128H131ZM141 128H140V127ZM215 126V127H216ZM220 126V125H219ZM229 126H230V124H229ZM233 126H231L232 128H233V130H231L230 128V131L232 132H230L232 135H235V128L233 127ZM240 125H238V129L240 130L241 129V127H239ZM19 127V128H18ZM31 127V128H30ZM108 127V128H107ZM121 127V128H120ZM151 127V128H150ZM161 127V126H160ZM221 127V126H220ZM228 127V126H227ZM226 127V128H227ZM6 128V129H5ZM18 128V129H17ZM114 128V129H113ZM144 128V129H143ZM257 128H261V129H257ZM11 129V130H10ZM16 129V130H15ZM117 129V130H116ZM127 129V130H126ZM128 129H130L129 131H128ZM162 129H163V127H162ZM217 129H218V132H221L222 131V129L223 130H225V128L224 127H222V129L221 128H219V127H217ZM221 129V130H220ZM238 129H236V132L239 134V132H238ZM62 130V131H61ZM115 130V131H114ZM124 130H126V131H124ZM140 130V132H138ZM151 130H153V131H151ZM164 130V129H163ZM220 130V131H219ZM5 131V132H4ZM61 131V132H60ZM69 131V132H68ZM78 131H82V132H78ZM105 131V132H104ZM106 131H108L109 133H107ZM119 133H118V132ZM165 131H167V130H165ZM226 131V130H225ZM249 131V132H248ZM17 132V133H16ZM37 132V133H36ZM111 132V133H110ZM138 132V133H137ZM142 132H143V134H142ZM151 133V134H148V133ZM168 132V131H167ZM244 132H246L247 133V135L249 134V136L248 137H252V136H250V135H253V139L252 138H250V140L248 139V141L250 142V141H255L256 140V135H257V140H258V143H257V140L255 141L256 143H253V141H252V143L254 144V146H253V148H252V145H251V142L249 143V142H247L246 143V137L244 136ZM64 133H66L65 134V136H64ZM101 133V134H100ZM103 133H104V135H103ZM106 133V134H105ZM123 133V134H122ZM217 133V132H216ZM224 133V132H223ZM222 133V134H223ZM240 133V134H241ZM244 133V134H243ZM35 134H36V136H35ZM68 134V135H67ZM120 134V135H119ZM166 134H168V136L166 137L165 135ZM204 134V133H203ZM219 133H217V135H218ZM225 134L227 135H223L224 137L226 136V137H229L230 139L232 138V136H230L229 135V133H226L225 132ZM16 135H18V138H17V136ZM78 135V136H77ZM103 135V136H102ZM119 135V136H118ZM196 135V134H195ZM198 135V134H197ZM197 135L196 136H194V137H197ZM212 135H214L215 136V138H214V136H212ZM246 135V134H245ZM259 135V136H258ZM16 136V137H15ZM61 136V137H60ZM178 136V137H179ZM204 136V135H203ZM219 136H220V134H219ZM241 136V135H240ZM263 137H264V135H262ZM9 137V138H8ZM44 137V138H43ZM54 137V138H53ZM77 137V138H76ZM156 137V138H155ZM171 137V138H170ZM11 138V139H10ZM66 138V139H65ZM143 138V139H142ZM219 138V137H218ZM221 138V137H220ZM219 138V141L221 140H223L222 138L220 139ZM18 139V140H17ZM32 139V140H31ZM112 139V140H111ZM118 139H120V140H118ZM186 139H189V140H187V141H190V139H191V144L189 143V142H187L186 141ZM199 139H200V144L201 145H198L199 143H197V144H194L195 142L194 141H198L199 142ZM215 139V140H214ZM225 139H227V138H225ZM224 139V140H225ZM262 140L264 139V138H261ZM4 140V141H3ZM9 142H8V141ZM41 140V141H40ZM58 140V141H57ZM143 140V141H142ZM161 140V141H160ZM176 140L178 141V142H176ZM182 140H183V142H182ZM186 142H185V141ZM223 140V141H224ZM228 140V139H227ZM17 141V142H16ZM36 141V142H35ZM50 141V142H49ZM72 141V142H71ZM167 141V142H166ZM209 141V140H208ZM218 141V140H217ZM230 141V140H229ZM244 141H245V143L247 144H245L244 143ZM264 141V140H263ZM11 142V143H10ZM27 142V143H26ZM105 142V143H104ZM126 142V143H125ZM130 142V143H129ZM135 142V143H134ZM138 142V143H137ZM154 142V143H153ZM164 142V143H163ZM180 142H181V146H180V148H179V150L178 151H176L177 150V148H178V146L180 145ZM44 143V144H43ZM62 143V144H61ZM78 143H79V145H78ZM142 143V144H141ZM147 143V144H146ZM158 143V144H157ZM174 143V144H173ZM204 143H206L205 144V146H204ZM16 144V145H15ZM111 144V145H110ZM130 144V145H129ZM154 144V145H153ZM183 144V145H182ZM187 144V145H186ZM209 144V145H208ZM211 144V145H210ZM214 144H216V142L214 143ZM236 144H239V142L237 141V143ZM2 145V146H1ZM11 145V146H10ZM15 145V146H14ZM82 145V146H81ZM119 145V146H118ZM165 145V146H164ZM174 145V146H173ZM219 145H222L221 143L219 144ZM247 146V149H246V151H247V153H248V155L247 154H243V151L240 153V149L241 148H243V146H244V149L246 148V146ZM42 146H43V148H42ZM51 146V147H50ZM88 146V147H87ZM133 146V147H132ZM136 146H138V147H136ZM140 146V147H139ZM163 146V147H162ZM183 146V147H182ZM191 146V147H190ZM193 146V147H192ZM208 146V147H207ZM228 146V147H227ZM236 146V147H235ZM237 146H239V147H237ZM256 146H259V148L261 149L260 150V152L257 150L258 149V147H256ZM38 147V148H37ZM69 147V148H68ZM82 147V148H81ZM152 147H154V148H152ZM160 147V148H159ZM162 147V148H161ZM165 147V148H164ZM171 147H172V149H171ZM182 147V148H181ZM195 147V148H194ZM212 147H214V149H215V145H213ZM197 148V150H194V149H196ZM205 148V149H204ZM208 148V149H207ZM256 148V149H255ZM38 151H36V150ZM41 149V150H40ZM143 149V150H142ZM147 149V150H146ZM180 149H182V150H180ZM188 149H190V151H187ZM219 149V148H218ZM66 150H67V152H66ZM81 150V151H80ZM121 150V151H120ZM242 150V149H241ZM4 151H6V152H4ZM42 153H41V152ZM125 151V152H124ZM176 151V153L175 154H173V155H175L176 156V154L178 153V158H174L177 162L179 161V163H178V165L177 164H175V160L174 161H172L173 159V157L174 156H172V155H170V154H172L173 152H175ZM180 151V152H179ZM182 151V152H181ZM197 151H198V154H196L197 153ZM226 151V152H225ZM229 151V152H228ZM237 151H239V153H240V155L242 156L243 155V157H244V161L245 162H243L242 163V157L239 155V153H237ZM32 152V153H31ZM170 152V153H169ZM185 152L187 153L186 155H185ZM199 152H200V154H199ZM213 152V153H212ZM216 152V153H215ZM221 152H223V153H221ZM225 152V153H224ZM234 155V157H235V154L237 153L240 157L239 158H241V160L239 161V164L238 165H236V167H235V165H234V163H227V161H226V159L229 161V160H231V158L233 157L232 155V157L230 158V159H228V157H226V156H228V155H226L227 153L228 154H231V153ZM5 153V154H4ZM6 153H7V156H6ZM39 153V154H38ZM73 153V154H72ZM194 154L195 156H191L190 154ZM204 155H202V154ZM211 153V154H210ZM219 153H221V154H219ZM9 154V155H8ZM21 154V155H20ZM32 154V155H31ZM181 154H184V155H181ZM210 154V155H209ZM221 156V157H219V155ZM237 154H236V156H237ZM16 155V156H15ZM25 155V156H24ZM45 155V156H44ZM66 155H67V157H66ZM74 155V156H73ZM179 155H181V157H184L183 159V163H184V165H183V163H182V160H181V158H179L180 156ZM189 155L191 156V157H193V158H189L188 159V157H189ZM201 157H200V156ZM206 155H208V157L206 156ZM249 155L251 156H253V158L254 159H252V161H251V158L249 157ZM263 155V156H262ZM13 156V157H12ZM22 156V157H21ZM86 156H88V157H86ZM145 156V157H144ZM199 158H198V157ZM206 156V157H205ZM7 157V158H6ZM142 157V158H141ZM149 157V158H148ZM163 157V158H162ZM169 157V160H168V164H170V165H167L166 166V163L164 164V166H166V167H164V166H162L163 164V162H164V160L166 161V158H168ZM230 157V156H229ZM74 158V159H73ZM204 158V159H203ZM205 158H208L207 160L205 159ZM238 158V157H237ZM238 158V159H239ZM246 158H247V161H246ZM259 158V159H258ZM260 158H262L263 159V161H261L260 160ZM25 159V160H24ZM48 159V160H47ZM171 159V160H170ZM187 159H188V162H190V163H188L187 162ZM237 159V160H238ZM257 159V160H256ZM4 161V163H3V161ZM26 160H28V161H26ZM58 160V161H57ZM84 160V161H83ZM180 160H181V163H180ZM190 160H192V161H190ZM223 161V163L222 164H219L220 163V161ZM254 160H255V163H257L258 162V166L259 167H261V168H259L257 165H255V168L257 169V168H259V169H261V170H259L260 171V173H259V171L258 170H254V167L252 166L253 164H254ZM259 160V161H258ZM2 161V162H1ZM23 163H22V162ZM170 161V162H169ZM235 161H236V157H235ZM29 162V163H28ZM174 162V163H173ZM176 162V163H177ZM192 162V163H191ZM238 162V161H237ZM11 163V164H10ZM65 163H67V164H65ZM78 163V164H77ZM88 165H87V164ZM92 163V164H91ZM149 163V164H148ZM173 163V164H172ZM9 164V165H8ZM35 164V165H34ZM64 164V165H63ZM69 164H71V165H69ZM158 164H160V166H162V167H159V165ZM175 164V165H174ZM207 164V165H206ZM209 164V165H208ZM213 164V165H212ZM234 166H232V165ZM236 164V163H235ZM245 164H247V165H245ZM262 164V165H261ZM17 165V166H16ZM19 165V166H18ZM29 165V166H28ZM66 165V166H65ZM77 165H78V167H77ZM90 165V166H89ZM98 165V167H96ZM137 165V166H136ZM158 165V166H157ZM221 165V166H220ZM224 165H225V167H224ZM244 165V166H243ZM7 166V167H6ZM26 166V167H25ZM60 166V167H59ZM81 166H83V167H81ZM85 166V167H84ZM89 166V167H88ZM153 166V167H152ZM172 166V167H171ZM173 166H175L174 168H173ZM207 166V168H204V167H206ZM213 166V167H212ZM218 166H220V167H218ZM229 166H232L233 168H231L230 169V167ZM248 166V167H247ZM18 167V168H17ZM64 167V168H63ZM71 167V168H70ZM159 167V168H158ZM170 167L172 168V170L170 169ZM176 167H177V169H176ZM240 167V168H239ZM243 169H242V168ZM253 167V168H252ZM4 168V169H3ZM25 168V169H24ZM83 168V169H82ZM89 170H88V169ZM150 168V169H149ZM158 168V169H157ZM202 168V169H201ZM211 168H212V170L214 171H212L211 170ZM252 170H251V169ZM35 169V170H34ZM61 169V170H60ZM62 169H63V171H62ZM79 169V170H78ZM83 170V171H80V170ZM87 169V170H86ZM154 169H157V171L158 170H160V171H156V170H154ZM217 169H219V170H217ZM234 169V170H233ZM241 169V170H240ZM6 170V171H5ZM92 170V172H90ZM118 170V171H117ZM168 170H171L170 171V173H169V171ZM176 170V171H175ZM177 170H179V171H177ZM204 170V171H203ZM206 170V171H205ZM221 170V171H220ZM15 171V172H14ZM30 173H29V172ZM36 171V172H35ZM45 171V172H44ZM155 171V172H154ZM218 173H217V172ZM227 171H229V173H228V175L229 176H227L226 174H227ZM240 171L242 172H247L248 173V171H251V172H249L248 173V175L249 174H252V172L253 171H258L257 172V175H259L260 174V177H258L257 175H255V172H254V174L253 175H255V176H253V175H250L252 178H254V177H257L258 179L259 178H263V180L262 181H259L258 182V179L257 178H254V179H248V177H250V176H248V177H246V173H244V174H242V173H240ZM4 172V173H3ZM27 172V173H26ZM64 172H67V174L66 173H64ZM70 172V173H69ZM150 172H152L153 174H151L150 175ZM222 172H224V173H226L225 174V176L227 177V179L228 180H232V183L230 184L229 182H228V180H227V184L226 183H222V182H225V179H224V177L225 176H223L224 174H222ZM54 173H55V175H54ZM62 173H64L63 175H62ZM69 173V174H68ZM87 173L89 174V177H88V175H87ZM122 173V174H121ZM169 173V174H168ZM172 173V174H171ZM176 173V174H175ZM14 174V175H13ZM38 174V177L36 176ZM40 174V175H39ZM52 175V177H50L51 175ZM130 174V175H129ZM149 174V175H148ZM161 174V175H160ZM205 174V175H204ZM209 174V175H208ZM69 175H71V177L69 176ZM85 175H87V176H85ZM127 175V176H126ZM164 175V176H163ZM238 176L239 175V177L240 176H243V178L241 177V178H239V177H236V176ZM20 176V177H19ZM43 176H46V177H43ZM62 176V177H61ZM83 176H85L86 178H87V180H86V182L88 181V179H91V180H89V185H87L86 184V187H88V188H86V189H88V190H85V188L81 191V190H79V187H81V185H82V188L84 187L83 186V184L84 183H86V182H84V180L82 179V177ZM198 176H202V177H198ZM205 176V178H203ZM231 176V177H230ZM40 177H41V180H40ZM69 177H70V179H69ZM73 177V178H72ZM84 177V178H85ZM125 177H127V178H125ZM215 179H214V178ZM33 178H35V179H33ZM46 178V179H45ZM58 178V179H57ZM64 178H67V179H69V182L70 183H68L66 180V182L64 181ZM129 178H130V180H129ZM173 178H174V180H173ZM196 178H197V180H196ZM199 178H200V180H199ZM15 180V182H14V180ZM43 179V180H42ZM49 179V180H48ZM61 179V180H60ZM75 179V181L77 180V182L78 183H80L79 184V187H75V188H77L79 191H81V193H84V194H77V195H79L80 196V198H79V196H77L75 193L76 192H78V190L77 191H75V189H74V186H73V184H72V182H73V180ZM185 179H186V181H185ZM191 179H193V180H191ZM204 181H203V180ZM209 179H211V180H209L210 182H212V184L214 183V182H216V186H218L217 188H220V189H217V188H215V189H217V191L216 190H214V189H212V187H209V189H211V190H209L210 191V194H209V192H208V194L210 195V196H208V197H206V195H208L204 190H205V188H208V186H213L212 184L211 185H209V181L208 180ZM256 179V180H255ZM28 180H29V182H28ZM50 180H52V181H50ZM126 180V181H125ZM137 180V181H136ZM189 180L191 181V182H189ZM205 180H206V182L208 183V186H207V183L205 182ZM214 180V181H213ZM242 181V180H244L243 182H245L244 184H241L242 186L243 185H245L246 186V184L248 185L247 187L248 188H245V186H243V188H240V194H241V192H242V190L245 188V190H243L244 192H247L246 193V195H248V193H249V191H250V193H251V195H249L250 197H247L245 200H249L248 201V203L246 202V201H244V200H241V202H238V201H236V203H235V201H234V199L237 197L238 198V196H240L238 193H239V191L238 192H236V189H237V186H236V188H235V185H239L240 186V183H238L239 181ZM251 180H253L254 182L255 181H257L258 183L256 184V183H252V185H254L255 184V186H252L251 185V187L249 186L250 185V183H251ZM30 181H32V182H30ZM37 181V182H36ZM62 181V182H61ZM93 181V182H92ZM95 181V182H94ZM201 181V182H200ZM248 181H250V183L248 182ZM252 181V182H253ZM35 182V183H34ZM53 182V183H52ZM84 182V183H83ZM91 182L92 183H94V185H92L93 186V189H89V187L91 186ZM102 182V183H101ZM185 182H187V183H185ZM200 182V183H199ZM206 184H205V183ZM236 182V183H235ZM242 182V183H243ZM247 182V183H246ZM260 182L262 183V187L260 186ZM3 183V184H2ZM34 183V184H33ZM62 183V187H61V184ZM65 183H67V184H70L69 185V187L71 188V190H72V192H70L69 191V189L68 188H66V187H68V185H66ZM83 183V184H82ZM139 183V184H138ZM171 183V184H170ZM202 183V184H201ZM238 183V184H237ZM19 184H20V186H19ZM59 184V185H58ZM72 184V185H71ZM75 184H77L76 182H75ZM100 184H101V186H100ZM104 184V185H103ZM132 184H135V185H132ZM222 184V185H221ZM225 184V185H224ZM229 184V185H228ZM66 185V187H64V188H66V189H64L63 190V186H65ZM130 185V186H129ZM184 185V186H183ZM191 185V186H190ZM201 185H205L204 187H202ZM227 185V186H226ZM231 185V186H230ZM15 186V187H14ZM53 186V187H52ZM57 186V188L56 189H58V190H56L57 192H55V189H54V187H56ZM72 186V187H71ZM77 186V185H76ZM92 186L90 187V188H92ZM110 186V185H109ZM112 186V185H111ZM145 186V187H144ZM177 186V187H176ZM193 186V187H192ZM215 186V184H214V187H216ZM220 186V187H219ZM222 186V187H221ZM234 186V187H233ZM241 186V187H242ZM30 187V188H29ZM157 187V188H156ZM199 187H202V189L201 188H199ZM213 187V188H214ZM230 187V188H229ZM250 187V188H249ZM255 187V188H254ZM8 188H9V190H8ZM34 188V189H33ZM54 189V193L52 192L53 191V189ZM82 188H80V189H82ZM106 188V187H105ZM190 188V189H189ZM204 188V189H203ZM222 188H223V191H222ZM227 188V189H226ZM254 188V189H253ZM3 189V190H2ZM28 189V190H27ZM73 189H74V191H73ZM149 189V190H148ZM188 191H187V190ZM242 189V190H241ZM247 189H248V191H247ZM7 190L9 191V192H7ZM30 190V191H29ZM52 190V191H51ZM90 190H94L95 192H93L92 191V193L90 192ZM124 190H126V189H124ZM144 190V191H143ZM182 190V191H181ZM195 190V191H194ZM197 190V191H196ZM207 190V189H206ZM207 190V191H208ZM219 190V191H218ZM232 191L234 194H232L233 195V197L234 198H232V195L229 197L228 195V197L231 199H233L232 201L230 200V202H228L229 200H225L226 198V196L225 195H222L223 196V198L221 197L220 198V196H221V194H227L228 193V191ZM254 190V193L252 192V191ZM11 191V192H10ZM16 191V192H15ZM29 191V192H28ZM59 191V192H58ZM69 193H68V192ZM89 191V192H88ZM127 191V190H126ZM147 191H149V192H147ZM154 191H156V192H154ZM175 191V192H174ZM184 191V193H182ZM217 192L218 193V195H216L217 193H215V192ZM230 191H229V193H230ZM263 191V192H262ZM63 194H62V193ZM75 192V193H74ZM151 192V194H149ZM172 192H173V194H172ZM194 192H196V195H195V193ZM205 192V193H204ZM212 192V193H211ZM213 192L215 193L214 195L216 196H213ZM243 192V193H244ZM16 193V194H15ZM56 193H58V194H56ZM72 193H74V195H76V197L77 198H79L81 201H83L85 198H88V199H90V201L88 202V203H86V207L87 208H89L88 209V211H87V208H85L84 206L82 207L81 206V204H79V206H78V204L76 203V201L78 202L79 201V199L78 200H74L76 197H74V195L72 194ZM153 193H154V198H153ZM168 193V194H167ZM169 193H171V197H172V195H174V196H176V197H173V199L171 200L169 197ZM228 193V194H229ZM56 196H55V195ZM61 195V196H59V197H61V198H59L57 195ZM85 194H86V196H85ZM118 194V193H117ZM116 194V196H117V198H119V200H117V198L115 197V204H117V206H118V204L120 205V206H125L126 205V202H123V199H120V196H118ZM129 194V193H128ZM211 194H212V196H211ZM245 194V193H244ZM6 195H8V196H6ZM40 195V196H39ZM65 195H67V196H65ZM70 195V196H69ZM148 195H149V197H148ZM152 197H151V196ZM181 195H183V198H182V196ZM201 195H205V197L204 198H202V196ZM238 195V196H237ZM72 196H73V198H72ZM81 196H83L82 198H81ZM129 196H130V194H129ZM167 196V197H166ZM200 196V197H199ZM217 196H218V198H217ZM241 196H243L242 194H241ZM35 197V198H34ZM94 197V198H93ZM164 197V199H161V198H163ZM190 197V198H189ZM198 197V198H197ZM259 197H257V198H259ZM10 198V199H9ZM50 198V199H49ZM54 198V199H53ZM64 198V199H63ZM65 198H67V199H65ZM76 198V199H77ZM96 198V199H95ZM107 198H108V196H107ZM151 199L150 200V202L151 203H149L148 201H147V199ZM170 199L171 201H169V200H166V199ZM180 198V199H179ZM228 198V199H229ZM239 198H241L242 199V197H239ZM244 198H245V195H244ZM257 198H255L256 200H257ZM18 199V200H17ZM51 199H53V200H51ZM68 199H70V200H68ZM153 199V200H152ZM161 199V200H160ZM222 199V200H221ZM10 200V201H9ZM64 200H66V201H64ZM98 200L100 201L99 203L100 204H102V205H98L97 206V204H98ZM147 202H146V201ZM217 200V201H216ZM221 200V201H220ZM238 200V199H237ZM3 201H5V202H3ZM9 201V202H8ZM13 201V202H12ZM56 201H57V203H56ZM64 201V202H63ZM161 201H163L164 202V204L161 202ZM169 201V203H167V202ZM184 201V202H183ZM191 201V202H190ZM234 201V202H233ZM242 201H243V203H242ZM260 201V200H259ZM16 202V203H15ZM49 202V203H48ZM95 202V203H94ZM133 201H130V200H127V203H132ZM158 202H159V204H158ZM172 202V203H173ZM228 202V203H227ZM244 202H246V203H244ZM250 202H251V205H250ZM2 203V204H1ZM6 203V204H5ZM15 203V204H14ZM43 203H44V205H43ZM48 203V204H47ZM64 203V204H63ZM71 203V204H70ZM73 203V204H72ZM90 203V207H89V205H87V204H89ZM145 204L146 203V205H142V204ZM167 203V204H166ZM172 203L171 204H169V206H171L172 205ZM184 203H185V205H184ZM188 203V204H187ZM240 203L242 204L241 206H240ZM261 203V202H260ZM13 204V205H12ZM25 204V205H24ZM53 204H56V206H54ZM68 204V206L70 207H68V206H65V205H67ZM70 204V205H69ZM160 204H162V205H160ZM180 204H183V205H181L180 206ZM220 204V205H219ZM237 204L239 205V206H237ZM4 205V206H3ZM7 205V206H6ZM73 205H74V207H75V209H74V212L76 211V210H79L80 212H78V211H76L75 213H72V209H71V206L73 207ZM95 207H94V206ZM109 205V204H108ZM139 205V206H138ZM35 206V207H34ZM60 208H59V207ZM106 206V205H105ZM164 206V207H163ZM183 206H186V207H183ZM195 206V207H194ZM237 206V207H236ZM3 207V208H2ZM5 207H9V209L8 208H5ZM28 207V208H27ZM79 207V208H78ZM234 207V208H233ZM247 207L249 208V209H247ZM250 207H252V209L253 210H251V211H253L252 213H251V211H249L251 208ZM35 208V209H34ZM37 208H38V210H37ZM59 208V209H58ZM100 208H101V210H100ZM119 208V207H118ZM173 208V209H172ZM177 208V209H176ZM180 208H182L183 210H184V213L183 214H181V213H179V211L177 212V210L178 209H180ZM63 209V210H62ZM71 210V212H70V210ZM176 209V212H177V214H179L178 216H177V214L176 213H174L173 211ZM197 209V210H196ZM49 210V211H48ZM50 210H51V213H52V215H53V212L55 213L54 214V216H51V217H53V219H54V221H53V219L50 217L49 218V216L51 215V213H50ZM58 212H57V211ZM66 210V211H65ZM245 210H246V212L247 211H249V216H248V214L246 213V215H245ZM3 211L5 212L4 214H3ZM15 211V212H14ZM17 211V212H16ZM53 211V212H52ZM83 211V212H82ZM85 211H87V212H85ZM99 212V214L97 215V214H95L96 212ZM110 211H112V213H116L117 214V216H116V214H114L115 216L113 217V215H112V213L110 214L109 212ZM113 211H115V212H113ZM143 211V210H142ZM180 211H182L181 209H180ZM10 212H11V214H10ZM27 212H28V214H27ZM49 212V213H48ZM107 212V213H106ZM189 212V213H188ZM197 212V213H196ZM16 213L18 214L17 215V217H16ZM48 215H47V214ZM58 213H60L59 214V216H57L58 215ZM70 213H72V214H70ZM86 213H88V214H86ZM92 213V214H91ZM186 213H188V214H186ZM257 213H260V215L259 214H257ZM8 216H7V215ZM57 214V215H56ZM13 215H14V217H16L15 219H13L12 217H13ZM48 217V219L46 218V216ZM84 215V216H83ZM97 215V216H96ZM112 215V216H111ZM172 215V216H173ZM257 215V216H256ZM41 216V217H40ZM44 216V217H43ZM57 216V219H55L54 217H56ZM70 216V217H69ZM93 216H94V218H93ZM108 216V217H107ZM255 216V217H254ZM260 216V217H259ZM6 217H8L7 218V220L8 221H6ZM35 217V218H34ZM62 217H64V218H62ZM99 217H100V219H99ZM105 217H107V218H105ZM117 217V218H116ZM180 217H181V219H180ZM245 217V218H244ZM32 218V219H31ZM75 219V221L73 222V220L72 219ZM87 218V219H86ZM93 218V219H92ZM105 218V219H104ZM12 219V220H11ZM33 219H34V221H33ZM43 219H45V220H43ZM50 219H52V220H50ZM58 219H60L59 221H58ZM83 219V220H82ZM84 219H85V221H84ZM90 219V220H89ZM177 219H175V221L177 220ZM185 219H187V220H185ZM16 221V223H17V225L19 224V226H21V224H22V226L20 227L21 229L20 230H18L17 228H15V229H13L14 227H15V221ZM32 220V221H31ZM43 220V221H42ZM47 220V221H46ZM81 220V221H80ZM108 221L109 223L108 224H110V225H103L102 224V222L101 221ZM135 220V219H134ZM189 220V221H188ZM244 220V221H243ZM37 221V222H36ZM40 221V222H39ZM45 221V222H44ZM68 221V222H67ZM77 221V222H76ZM122 221H124V219L122 220ZM180 221V222H181ZM5 222H9V224L7 225ZM31 222V223H30ZM65 222V224H67L66 226L68 227V228H71V230L70 231H72V233L71 232H63V238H61L60 236V238L59 237H56V236H58V231L60 230V226L57 228V227H54V225L53 224H58V225H60V223H64ZM79 222V223H78ZM81 222V223H80ZM38 223V224H37ZM68 223H70V225L68 224ZM91 223V224H90ZM112 223V224H111ZM179 223V222H178ZM228 223V224H227ZM233 223H235V224H233ZM7 225V227H8V230L6 229V231H5V229H4V233L2 232L3 231V227L4 228H6V225ZM12 224L14 225V226H12ZM175 224H176V222H175ZM4 225V226H3ZM27 225V226H26ZM28 225H29V228H28ZM35 227H34V226ZM49 226V227H47V226ZM85 225V226H84ZM114 227H113V226ZM186 225V226H185ZM18 226V227H19ZM80 227V228H78L79 229V231L77 232V230H75L76 229V227ZM82 226H84V227H82ZM227 226V227H226ZM17 227V226H16ZM111 227L112 228H116L117 229V231L114 233V231H115V229H111ZM154 227V226H153ZM156 227V226H155ZM159 227V226H158ZM158 227H156V229L155 230H157V229H159ZM185 227V228H184ZM225 227V228H224ZM10 228V229H9ZM31 228H32V230H31ZM36 228V229H35ZM224 228V229H223ZM23 229V231H24V234L27 232V238H28V241H24V239L23 238H21V233H22V236H24L23 235V231L21 232V230ZM83 229V230H82ZM85 229H87V230H85ZM126 229V230H125ZM15 230H17V231H15ZM25 230H27V231H25ZM113 230V231H112ZM121 230H123V232L121 231ZM125 230V231H124ZM129 230H130V232H132V231H135V233L133 232V233H130L129 232ZM201 230V231H200ZM56 232V234H55V232ZM75 231V232H74ZM88 231V232H87ZM205 231V232H204ZM210 231V232H209ZM8 232H9V234H8ZM10 232L12 233V232H15L14 234H12V237H11V235H10ZM54 232V233H53ZM90 232V233H89ZM113 232V233H112ZM120 234L119 236L117 235L118 233ZM121 232V233H120ZM184 232L186 233V234H184ZM3 233V234H2ZM74 233H76L75 235H74ZM82 233V234H81ZM86 233V234H85ZM89 233V234H88ZM97 233H101L102 234V237H104L105 238V240H104V238L103 239H101V235H99V237H100V240H103V242H98V237L96 236V234ZM126 233H127V236H126ZM129 233V234H128ZM149 233V234H148ZM192 233V234H191ZM196 233V234H195ZM206 233V234H205ZM230 233V234H229ZM8 234V235H7ZM40 234V235H39ZM78 234H79V237H78ZM112 234V235H111ZM134 234V235H133ZM135 234H139V235H137L138 237H137V239H134V238H136V235ZM150 234H152V235H154V236H152L151 235V237H150ZM188 234H190L189 236H188ZM10 235V236H9ZM15 235V236H14ZM17 235H19V236H17ZM74 237H73V236ZM89 235V236H88ZM123 235H124V239L123 238H120V237H123ZM131 235V236H130ZM142 235V236H141ZM183 235H185V236H183ZM196 235V236H195ZM4 236V237H3ZM30 236V237H29ZM47 236V239H45L44 237H46ZM84 236V237H83ZM85 236H87V237H85ZM144 236V240H142L141 241V239H142V237ZM146 236V237H145ZM189 237V239L187 240V238ZM7 237H9V238H7ZM26 237V236H25ZM81 237V238H80ZM97 237V238H96ZM126 237H127V239H126ZM128 237H129V240L131 241H129L128 240ZM165 237L166 236H159V238H158V241L159 240H162L163 238V240H165ZM183 237V238H182ZM190 237H193L194 239H195V241H194V239L193 238H190ZM237 237V238H236ZM17 238V239H16ZM72 238V239H71ZM74 238V239H73ZM77 238H79V240H77ZM82 238H86V240L85 241H82L83 239ZM95 239V240H97V241H95V240H92V239ZM6 239H8V240H6ZM45 239V240H44ZM49 239V240H48ZM66 239H68V241H66ZM80 239H82V240H80ZM109 239H110V241H109ZM120 239V240H119ZM146 239H148V240H146ZM199 239V241L200 242H198L197 240ZM215 239H217V244L215 243H212L213 241L215 242ZM6 240V241H5ZM13 240H16V241H13ZM77 243H75L74 241ZM128 240V242L129 243H132V247L130 248V246H126L127 248H125V245L126 244H124L125 242H123V241H127ZM135 240H138V242H135ZM146 240V241H145ZM152 240H154V239H152ZM235 240H237V241H235ZM45 241V242H44ZM88 241H94L95 242V244L94 245H97V252L95 253L94 251L92 252L91 250H89V249H87L85 246H86V243L88 242ZM119 241H120V243H121V241L123 242V244H124V247L123 248H125V250H123V248L121 249V247H119L120 245L118 244L119 243ZM177 241H179V240H177ZM177 241H173L174 243H176ZM3 242V243H2ZM12 242L14 243V244H12ZM42 243V244H39V243ZM127 242V243H128ZM139 242H143V243H141V245L139 246L140 248H141V250L140 251H138V256L136 255V253H137V250H139V249H137L138 248V246H137V244L136 243H139ZM195 242V245L193 244ZM225 242H227V243H225ZM237 242H239V243H237ZM5 243V244H4ZM7 243V244H6ZM37 243V244H36ZM45 243V244H44ZM70 243V244H69ZM74 243L77 245H74ZM98 243V244H97ZM108 243V244H107ZM148 243V244H147ZM212 243V244H211ZM4 244V245H3ZM11 244V245H10ZM81 244V248L82 249H80L79 248V245ZM110 247V246H114V248H108V247H106L107 245ZM113 244V245H112ZM211 244V246H214V247H210L209 248V245ZM14 245V246H13ZM26 245V246H25ZM42 245V246H41ZM47 245H50V247H49V249L47 250V248H48V246ZM69 245V246H68ZM128 245V244H127ZM131 245V244H130ZM216 245V246H215ZM222 245V246H221ZM229 245V246H228ZM239 245V246H238ZM9 246H11V247H9ZM40 248H39V247ZM74 246H75V248H74ZM84 246V247H83ZM137 246V247H136ZM180 246V245H179ZM198 246V245H197ZM231 246V247H230ZM235 246V247H234ZM242 246V247H241ZM244 246V247H243ZM13 247H14V249H13ZM69 247V248H68ZM104 247H106L105 249L109 252L110 250H108V249H111V251L108 253V252H106V250L104 251ZM201 247V248H200ZM237 247V248H236ZM241 247V248H240ZM185 248V249H184ZM236 248V249H235ZM244 248V249H243ZM6 249V250H5ZM8 249V250H7ZM19 249H20V251H19ZM46 249V250H45ZM52 249V250H51ZM66 249H67V251H66ZM70 249V250H69ZM73 249V250H72ZM102 249H103V251H102ZM119 249H121V250H119ZM128 249H130V251H128ZM192 249V250H191ZM231 251H230V250ZM234 249V250H233ZM240 249V250H239ZM5 250V251H4ZM18 250V251H17ZM23 250V251H22ZM50 250H51V252H50ZM75 250H77L79 253H76V251ZM117 250H119V252L117 251ZM233 250V251H232ZM243 250V251H242ZM74 251H75V253H74ZM90 251L92 252V253H90ZM127 251V256L125 257V252ZM132 251V254L130 253ZM175 251V250H174ZM209 251H211V252H213V255H210L209 254ZM7 252V253H6ZM13 252L14 253H16V252H19V254L17 253V254H13ZM21 252V253H20ZM55 252V253H54ZM57 252V253H56ZM66 252V253H65ZM101 252V253H100ZM122 252H124V253H122ZM128 252H129V254H131V255H129L128 254ZM140 252V253H139ZM244 252V253H243ZM249 252V253H248ZM83 253V254H82ZM90 253V254H89ZM114 253H116V254H114ZM182 253V254H181ZM242 253V254H241ZM20 254H22V255H20ZM26 254V255H25ZM112 254V255H111ZM122 254V255H121ZM125 254V255H124ZM194 254V255H195ZM3 255V256H2ZM29 255V256H28ZM53 255V256H52ZM55 255V256H54ZM71 255V256H70ZM103 255H107L108 257H105L104 258V256ZM188 255H189V259H188ZM231 255V256H230ZM242 255H244V256H242ZM5 256V257H4ZM13 256V257H12ZM36 256V257H35ZM73 256V257H72ZM103 256V258H102V260H101V257ZM119 257V259H120V261L119 260H117L118 258L117 257ZM130 256H131V258H130ZM147 256H148V254H147ZM175 257L176 258V260H172L173 259V257ZM187 256V257H186ZM191 256V257H190ZM212 256V257H211ZM230 256V257H229ZM5 258V259H3V258ZM9 257H10V259H9ZM59 257H62V258H60L59 259ZM126 259H125V258ZM136 257H137V259H139V261L136 259ZM195 257V258H194ZM218 257V258H219ZM12 258V259H11ZM71 258V259H70ZM73 258H75V259H73ZM77 258V259H76ZM107 258V259H106ZM110 258V259H109ZM115 258H117V259H115ZM134 258H135V260H134ZM174 258V259H175ZM200 258V259H199ZM212 258V259H211ZM216 258H217V256H216ZM7 259V260H6ZM11 260V262L9 261V260ZM19 259H21V260H19ZM24 259V260H23ZM26 259H27V263H22V262H25L26 261ZM63 259H66V260H63ZM99 259L101 260V261H99ZM113 259V260H112ZM131 259V260H130ZM183 259V260H182ZM192 259H194V260H192ZM33 260V261H32ZM61 260V261H60ZM97 260V261H96ZM110 260H112V262L110 261ZM114 260H115V262H114ZM136 260L138 261V262H136ZM9 261V262H8ZM37 263H36V262ZM47 261V262H46ZM71 261V262H70ZM81 261V262H80ZM90 261H94V262H90ZM109 261V262H108ZM123 261V262H122ZM194 261V262H193ZM8 262V263H7ZM104 262V263H103ZM172 262V263H171ZM95 263V264H96ZM116 263V264H117ZM182 263V264H183ZM14 264H17V263H14ZM88 264V263H87ZM178 264V263H177Z\"/></svg>",
  "mask_w": 264,
  "mask_h": 264
},
{
  "label": "bare ground",
  "instance_id": "6f19581e",
  "mask_svg": "<svg viewBox=\"0 0 264 264\" xmlns=\"http://www.w3.org/2000/svg\"><path fill=\"white\" fill-rule=\"evenodd\" d=\"M78 1V0H77ZM80 1H82V0H80ZM80 1H78V3L80 2ZM91 1V2H90ZM94 2H95V4H93L94 2H92V0H88V2L90 3V4H88V6L87 5H85V0L84 1H82V6H83V4H84V6H85V8L84 9H82V8H79V9H77L76 7H78V6H76V0H0V25H2L3 23H5V22H7V23H10V27L8 28V30H2L1 32H4V33H1L0 32V71L2 70V71H4V70H6L7 71V75H4V76H1L0 77V82L2 83V85H3V82L2 81H4V80H7V79H9V80H11L12 82H14V85L11 87V88H9L7 91V93L6 92H4V93H1L0 92V113H2V114H6L7 112L10 114V109H9V107L10 106H13V105H19L20 106V109H19V111H18V114L19 115H22V116H24V118L25 117H30L31 115H32V110L34 109V108H38V106H41V105H44V104H46V107H47V104L49 105V110H51L52 108H54V110H55V114H56V117H61V116H64V115H67V114H71V113H73L74 111H79L78 113H80V109H79V106H81V105H83V104H86V103H93L95 106H96V108H97V112L98 111H101L102 109H103V107H105V105L108 103H113V101L112 102H108V98L105 96V93H104V88H106L108 85H109V88H110V90H111V87H110V85L111 86H113L112 84H109L110 82H108V80H110V81H114L115 82V80H114V76L115 75H112V78H108L107 77V70H108V68H107V64L108 63H106V61L107 60H110V56H117L116 55V52H115V50L114 49H116L117 47L114 45V44H112V42L114 41V40H116V38H117V36H120L121 37V33L119 34V35H112V37L111 38H113L112 40L113 41H111L110 42V44L111 45H113V47L111 48V45L110 44H108V46H107V48L110 46V48H111V51H113L114 50V52H115V54L113 55H110V52L111 51H106L107 53H109V59L107 58V59H105L106 61H97V59L95 58V56L99 53V50H100V48H98L97 46H98V44H97V46H96V43L95 42H92L91 40L93 39V37H97V36H101L102 35V33L104 34L103 35V38L101 37V39L103 40L104 38L106 39V43H107V37L109 36L110 37V35H111V33H113V32H111L113 29L111 28V27H109V28H107L108 27V25L105 27V24H107L110 20H108V22L105 20V22H104V20L103 19H105V17L104 16H100V15H105L106 16V14H103V13H105V12H107V11H109V13H110V11H112L113 12V8L114 7H112V6H114L115 4V1H114V5H112V3L110 2V3H108L109 2V0H108V2L107 1H105L106 2V4H107V6H110V10L108 9V7L106 6V8H104V10H103V8H101L100 9V7H102L103 6V4H104V0L102 1V0H97V1H100V3L98 4L97 2H96V0H93ZM111 1V0H110ZM117 1H120V0H117ZM125 1V0H124ZM131 1L132 0H129V3L128 4H126V7H127V5L129 6V4L131 3ZM152 1V0H151ZM158 1V0H157ZM157 1H153V2H156V3H158ZM180 1V2H179ZM184 1V0H183ZM195 1V0H194ZM204 1V0H203ZM219 1V0H218ZM228 1V0H227ZM234 1H237V0H233V2ZM247 1V0H246ZM250 1H252V0H249V2ZM264 1V0H263ZM102 2V3H101ZM113 2V1H112ZM123 2V1H122ZM184 2H186V4L185 5H189V4H191L189 1H184ZM188 2V3H187ZM221 2V1H220ZM231 2H232V0H231ZM238 2V1H237ZM248 1H247V3L248 4H250ZM253 2V1H252ZM251 2V3H252ZM117 3H121V2H117ZM127 3V2H126ZM142 3V2H141ZM145 4H146V2H144ZM156 3H154V4H156ZM160 3V2H159ZM159 3L158 4H156V6L161 10V12H159L158 11V15L160 16V13H161V15H163L165 12L167 13V15H169L170 16V18L171 19H178L179 18V16H180V14L183 12V14H181V15H188V21L190 20L191 22L193 21V20H195V19H193V16H192V14L194 13L195 14V12H197V4L195 3V6H196V8H195V6L194 7H191V9L192 10H194V12L193 13H190V14H188V13H186L185 11H187V10H185V9H187L188 8V6H187V8H185L184 9V5L182 6V0H178V1H171V0H162V3H160V5H159ZM176 3L178 4V5H176ZM208 3V2H207ZM211 3V2H210ZM223 3H226V2H223ZM240 3V2H239ZM86 4H87V1H86ZM93 4V5H92ZM98 4V5H97ZM101 4V5H100ZM110 4V5H109ZM133 4V3H132ZM144 4V5H145ZM218 4V3H217ZM231 4H236V3H231ZM253 5H252V7H254L255 5H257V3L256 2H254V3H252ZM117 5V4H116ZM136 4L134 3V6H135ZM141 5V4H140ZM144 5L142 6V7H144ZM152 5V3H150V6ZM220 5V4H219ZM238 5V4H237ZM242 5V3L240 4V6ZM244 5V4H243ZM258 5H260V4H258ZM93 6H95V7H93ZM96 6H100L99 8L98 7H96ZM156 6L154 7L153 6V8H155L154 9V11H156ZM182 6V9H184V10H182L180 7ZM210 6V5H209ZM235 6L236 5H234L233 7H234V9H235ZM245 6V5H244ZM124 7V5H122L121 4V6L119 7L118 6V8H116V6H115V10H116V14L115 15H112V12H111V16H110V18H112V20L111 21H113V20H116V19H119L118 20V22H120V20H122V19H120V18H122V17H124V10H122V8ZM139 7V6H138ZM137 7V8H138ZM186 7V6H185ZM222 7V6H221ZM239 7V6H238ZM245 7H249V6H245ZM245 7H244V11H245V13L246 14H248V15H245V17H246V19L248 18H250V15H253L254 13L256 14H259V12H260V9L257 11V9H256V11L257 12H255V11H253V13L251 14V12H248L247 13V11H250V10H247V8H246V10H245ZM256 7V6H255ZM260 7H262V8H264V3H263V5L261 6H259V8ZM88 8V9H87ZM97 9L98 8V10L96 11L95 9ZM120 8H121V10H120ZM130 8V7H129ZM129 8L127 7L126 9H128V11H129ZM134 7H132V11H129V12H131V13H133V11H134V9H133ZM147 8V7H146ZM215 8V7H214ZM103 10V12H101L100 10ZM105 9H107V11L105 10ZM117 9L118 10H120V12H122L121 14L122 15H120V12H119V14L117 13ZM125 9V8H124ZM139 9H141V8H138V10ZM145 9V8H144ZM147 9H149V8H147ZM198 9H199V7H198ZM234 9H233V11H234ZM240 9V8H239ZM241 9L243 10V7H241ZM248 9H250V7L248 8ZM151 10V9H150ZM149 10V11H150ZM206 10V9H205ZM251 10H253V9H251ZM93 11H95V12H97L98 13V15H97V17L98 16H100V19H102L103 21L102 22H98L97 21V18L96 17H94V19L95 20H93V17H92V12ZM182 11V12H181ZM188 11L190 12V10L188 9ZM199 11H201V9H199ZM198 11V12H199ZM217 11V10H216ZM115 12V11H114ZM142 13H144L143 11H141ZM146 12V11H145ZM148 12V11H147ZM157 12V11H156ZM156 12H155V14H156ZM164 12V13H163ZM197 12V14L199 15V13ZM212 12V11H211ZM220 12H222V17L224 16L225 18L227 17V15L225 16V15H223V13L224 14H227V11L225 10V9H223V11H222V8H221V10H220ZM235 12V11H234ZM109 13L107 12V19H109ZM126 13L128 14V12H127V10H126ZM135 13H137L138 14V11L136 10V12ZM154 13V12H153ZM166 13H165V16H166ZM186 13V14H185ZM201 13H203L202 15H207L205 12H203V10L200 12V15H201ZM217 13H219V11H217ZM237 13V12H236ZM250 13V14H249ZM264 13V9H262L261 10V12H260V14H263ZM149 14H150V16H151V13L149 12ZM149 14H148V16H149ZM193 14V15H194ZM228 14H230V16H233V14L231 15V13H229L228 12ZM256 14V16H258ZM95 14H94V12H93V16H94ZM118 15H119V17H118ZM133 15L134 16H136L137 17V15H135L134 13H133ZM142 15H144V14H142ZM187 15H186V20H187ZM204 15V17H206ZM264 15V14H263ZM96 16V15H95ZM113 16H114V18H113ZM117 16V17H116ZM121 16V17H120ZM128 16V18H125V21L127 20V23L129 24V22L128 21H130L129 19H133L134 17L132 16L131 17V14H130V17H129V14L127 15ZM126 16V17H127ZM147 16V18L146 19H144L143 20V17L141 18V17H137L138 19H137V23H141V19H142V24H140L139 23V26H138V24L135 26L136 28H137V30H135L134 29V31L136 32H134V34L137 36V38L140 36L141 37V39H145V40H147L146 42H150V40H151V43H152V46H153V49H155V50H158L157 48H159L160 49V51L161 50H165V53H163L161 56H163V55H170V57H169V60L170 59H175L176 57H177V54L176 55H174V56H176V57H174V58H172L171 57V54L169 53V52H172V48L173 47H175V46H173V45H175V44H172L174 41H175V37H174V35H176V36H180V38H181V40H182V37L185 35L184 33H183V29H179L180 27V25L182 24V20H183V18L181 19V21L179 22V19L178 20H176L175 22H170V23H172L171 24V26H168V25H170L169 23H164L165 21H163V24H165L166 26H164L163 24H160V23H158L157 24V21L155 22L154 21V15H153V19H149V17ZM156 16V15H155ZM159 16H157V17H159ZM191 16H192V19H191ZM195 17L197 16L196 14L194 15ZM213 16V15H212ZM229 16V17H230ZM247 16H249V17H247ZM256 16H255V18H256ZM261 16V15H260ZM92 17V18H91ZM115 17H116V19H115ZM194 17V18H195ZM204 17L202 18V19H204ZM208 17V16H207ZM214 17L215 16H213V18L211 17L210 19H211V21H212V23L214 22L212 19H214ZM245 17H243L244 19H245ZM99 18V17H98ZM161 18H163V16H161ZM160 18V19H161ZM167 18H168V16H167ZM234 18V17H233ZM239 18V17H238ZM260 18V17H259ZM262 19H263V16L261 17ZM90 19L91 20H93L92 22H94V21H96V23H93V24H96V28L97 27H99V25H100V27L102 28L103 26L102 25H104V29H101L100 27V30H97L100 34L99 35H97L96 34V30H92L91 31V29H92V26H91V24H90ZM99 19V21H101ZM124 19V18H123ZM139 19H140V21H139ZM148 19H149V21H148ZM156 19H159V18H156ZM164 19H165V17H164ZM163 19V20H164ZM196 19H198V16L196 17ZM216 19V18H215ZM214 19V20H215ZM222 19V18H221ZM220 19V20H221ZM229 18H227V20H228ZM236 19V20H235ZM241 19H242V16H241ZM245 19V20H246ZM200 19H198V20H195V21H193V22H195V23H193V25H191L189 22V24L192 26V27H190V26H188V27H190V29L192 28L193 29V31H194V28L193 27H195V25L196 24H199L200 23V21H199ZM209 20V19H208ZM231 20V19H230ZM229 20V21H230ZM234 20L236 21H234L233 23H234V25L232 26V25H230V23H231V21L227 24V23H225V21L224 20H222V21H220V24H221V22H223L222 23V26L224 25L225 26V28H224V30L225 29H227L228 27H230V28H233V29H235V24H240V22L239 23H237V17L236 18H234ZM249 20H252V18H250ZM253 20H255L254 18H253ZM110 21V22H111ZM139 21V22H138ZM199 21V22H198ZM217 21V20H216ZM233 21V20H232ZM259 20L257 19V22H258ZM104 22V23H103ZM107 22V23H106ZM114 22V21H113ZM112 22V23H113ZM117 22V23H118ZM122 22V21H121ZM121 22L120 23H118V25L119 24H121ZM124 22V21H123ZM210 22V21H209ZM244 22V21H243ZM260 22V21H259ZM99 23H101V24H99ZM111 23V24H112ZM131 23H133V24H135L136 23V21H132ZM131 23H130V25H129V27H133L134 25H131ZM187 23V25H189ZM216 23H218V21L216 22ZM251 23H252V21H251ZM92 24V25H93ZM124 24V23H123ZM127 24V25H128ZM143 24H144V27H143ZM204 24V23H203ZM203 24H200V25H202L203 26ZM219 24V23H218ZM217 24V25H218ZM232 24V23H231ZM253 24H256V22L254 21L253 23H252V25ZM122 25V24H121ZM120 25V27H119V29H121V27L123 26H121ZM125 25H126V22H125ZM126 25V26H127ZM200 25H198V26H200ZM213 25H215V23L213 24ZM246 25V24H245ZM259 25H260V23H259ZM258 25V23H257V25L256 26H259ZM264 24H262V27H264L263 26ZM7 26V25H6ZM142 26V27H141ZM201 26V27H202ZM206 26V25H205ZM205 26H203L204 28H206ZM243 26H244V24H243ZM216 26H212V27H210V28H215ZM227 27V28H226ZM237 27V26H236ZM247 27V26H246ZM249 27V26H248ZM254 27H255V25H254ZM260 27V26H259ZM258 27V28H259ZM91 28V29H90ZM115 28H117V24H116V27ZM145 28V29H144ZM220 28H223V27H220ZM251 28V27H250ZM253 28V27H252ZM258 28H256L255 27V29L253 30V31H255L256 29V31H258ZM261 28V27H260ZM259 28V29H260ZM1 29V28H0ZM95 29V28H94ZM98 29V28H97ZM107 31H106V30ZM191 29V30H192ZM199 29L200 28H198V30H197V32L199 31ZM202 29V28H201ZM219 29V28H218ZM236 29H240V28H236ZM241 29H242V26H241ZM246 29V28H245ZM102 30H104L103 32H102ZM196 30V29H195ZM204 30V29H203ZM209 29H207V31H208ZM212 29H210L209 31H211ZM215 30V29H214ZM220 30H222L223 31V29H220ZM246 30H248V29H246ZM260 30H262V31H264L263 29H260ZM94 31V32H93ZM116 29H115V34H116ZM131 31H132V29H131ZM176 31V32H175ZM177 31H179V32H177ZM213 31V30H212ZM238 32H240L239 30H237ZM106 34H108V35H106L105 36V33ZM127 31H125V33H126ZM202 32V31H201ZM199 32L200 33V35H202V36H205L206 37V35L208 36V37H211V39H213L212 38V35L210 34V33H208V34H202V33H206V32ZM224 32H226V31H224ZM230 33H232L233 32V34L235 33V35L238 33V32H235L234 30H232V32L231 31H229ZM244 32V31H243ZM247 32V31H246ZM259 32H261V31H259ZM117 33H118V31H117ZM122 33H124V30H122ZM124 33V34H125ZM190 33V32H189ZM199 33H197V34H199ZM255 33V32H254ZM34 34H37L38 36H39V38L41 39V41H40V43H37L35 40H34ZM130 34H133V33H130ZM193 34V33H192ZM191 34V35H192ZM214 34V33H213ZM221 34V33H220ZM225 34V33H224ZM223 34V35H224ZM227 34H228V36L230 37V35H229V33H228V31H227ZM227 34H225V35H227ZM240 34V33H239ZM245 34V33H244ZM257 34H259V33H257ZM96 35V36H95ZM135 35H131V36H127V37H129V38H127V37H125V36H123V34H122V36L123 37H125V38H127V42L125 41H123V38H121V40H122V50H124L123 48H124V44L123 43H125V45H128L129 44V42L132 40V38H133V40H134V36ZM139 35V36H138ZM181 35H182V37H181ZM211 35V36H210ZM217 35V34H216ZM235 35H233V36H235ZM238 35V34H237ZM243 35V34H242ZM247 35H248V33H247ZM246 35V36H247ZM37 36V37H38ZM186 36V35H185ZM196 36V35H195ZM221 36V35H220ZM220 36H219V38H220ZM227 36V37H228ZM231 36H232V34H231ZM259 36H260V34H259ZM108 37V38H109ZM114 37H116V38H114ZM132 37V38H131ZM144 37V38H143ZM174 37V38H173ZM189 37V36H188ZM187 37V38H188ZM228 37V38H229ZM237 37V36H236ZM235 37V38H236ZM238 37H239V35H238ZM243 37V36H242ZM254 37V36H253ZM255 37H256V35H255ZM262 37V36H261ZM264 37V36H263ZM119 38V37H118ZM117 38V39H118ZM168 38L169 39H174V40H172L171 42V45H169V46H171L170 48H171V50H170V48H169V46H167V44H170L169 42V40H168ZM179 37H176V43L178 42V40L180 39ZM198 38H199V36H198ZM198 38H197V40H198ZM215 38H217V37H215ZM214 38V40H212V42L213 41H215L216 39ZM91 39V40H90ZM95 39V38H94ZM94 39H93V41H94ZM99 39V38H98ZM101 39L99 40V43H100V41H101ZM104 39V40H105ZM130 39V40H129ZM139 39V38H138ZM140 39V40H141ZM192 39H195V38H192ZM204 39H206V38H204ZM223 39V38H222ZM231 39H233V38H231ZM245 39H247V38H245ZM89 40V41H88ZM128 40H129V42H128ZM149 40V41H148ZM158 40H161V41H163V42H161L160 43V41L158 42L159 44H156L157 43V41ZM169 41V42H167V44H165L164 42L165 41ZM181 40H179L180 41V43H181ZM193 41V43L192 44H190V47L189 48H187L186 47V45L188 44V42H189V40L187 41L186 39H185V42L187 43H185L184 42V48L186 49H190V51H192L193 50V44H194V42H198V41ZM224 40V39H223ZM238 40V42H240L239 41V39H237ZM236 40V41H237ZM87 41V43L88 44H90L89 46H93V45H91V44H93V43H95V46H96V48H91V47H87V46H85V48H83V43H85ZM90 41L92 42V43H90ZM98 40H96V42H97ZM135 41H137L136 39H135ZM135 41H131L130 42V45H131V47H129V45H128V47H126L125 46V48H127L126 49V51L124 52L123 51V56L125 57L126 55V53L128 52V50H129V52L131 51V49L133 48V45L132 44H135ZM209 41V40H208ZM220 41V40H219ZM230 41V40H229ZM245 41V40H244ZM255 41V40H254ZM261 41L263 42L264 41V39L262 38L261 39ZM103 42V41H102ZM105 42H103L102 43V45H104V47H105ZM138 42V41H137ZM141 42H142V40H141ZM144 42V41H143ZM204 43V45H205V43H207V41L206 40H204L203 41ZM210 42V41H209ZM208 42V43H209ZM215 42H217V41H215ZM232 43H233V41H231ZM258 42V41H257ZM153 43H155L154 45H153ZM175 43V42H174ZM180 43H178L177 44V49H175L174 51L177 53V52H181V51H178V49L180 48L179 46H182L183 47V44L182 45H180ZM218 43V42H217ZM228 43V42H227ZM235 43V42H234ZM241 43V42H240ZM250 43H251V41H250ZM139 44V43H138ZM143 44V43H142ZM141 44V45H142ZM196 44H198V43H196ZM196 44H194V45H196ZM220 44V43H219ZM221 44H223V42L221 43ZM226 44V43H225ZM231 44V43H230ZM242 44V43H241ZM243 44H245V43H243ZM263 44H264V42H263ZM86 45V44H85ZM119 45H120V43H119ZM145 45V47H144V49H142V50H140V48L141 47H137V46H135V47H137V48H135L134 50L135 51H138V52H142V54H143V56H144V54H145V56L146 55H149V54H151V53H147L148 51V47L146 46L147 44H144ZM151 45V44H150ZM157 45H159V47H157ZM204 45H203V49H204V51L207 49H205L204 48ZM209 45H211V44H208V46ZM212 45H214V44H212ZM217 44H215V46H216ZM224 45V44H223ZM232 45V44H231ZM236 45V44H235ZM248 45V44H247ZM257 45V44H256ZM47 46H49V50L47 49ZM116 48H115V47ZM140 46V45H139ZM173 46V47H172ZM188 46V45H187ZM192 46V47H191ZM197 46H199V45H196V47ZM222 46V45H221ZM229 46L230 45H228V47L225 45V53L228 55L229 54V59H231L232 60V56H231V53H233L232 51H231V53H229ZM249 46H250V44H249ZM249 46H248V48H249ZM252 46H253V44H252ZM252 46H250V48H249V50H251V47ZM255 46V45H254ZM253 46V47H254ZM179 47V48H178ZM207 47V46H206ZM210 48L211 47H213V49L215 48L214 46H209ZM219 46H217L216 48H218ZM224 47V46H223ZM223 47L220 49V51L219 52H221V50L223 49ZM231 47V46H230ZM233 47V46H232ZM252 47V49H254ZM89 48V49H88ZM110 48H109V50H110ZM114 48V49H113ZM119 48V47H118ZM131 48V49H130ZM139 48V50H136V49H138ZM191 48H192V50H191ZM200 48H202V46L201 47H199V48H197V50H199ZM215 48V50H219V49H216ZM220 48V47H219ZM106 49V48H105ZM120 49V48H119ZM145 49H146V51H145ZM168 49V50H167ZM203 49H202V53L204 52L203 51ZM232 49V48H231ZM260 49V48H259ZM258 49V50H259ZM121 50V49H120ZM122 50H121V52H122ZM133 50V51H134ZM145 51V53H143L144 51ZM179 50H181V49H179ZM207 50H209V49H207ZM214 50V51H215ZM228 50V51H227ZM233 50L235 51L234 53H239L240 51H238V48H235V47H233ZM257 50V49H256ZM257 50V51H258ZM102 51V50H101ZM133 51H132V53H130L129 54V52H128V55L125 57V58H123V59H126V61L125 60H123L122 61V65H121V67L124 65V67H125V64H126V71L125 72H127V74L125 73V75L123 74V72H122V70L123 69H121L120 70V67L118 68H116V66H114L113 65V63L116 61V63H117V61L122 57V55H120V57L119 58H117L118 60H116V58L114 57V59H112L111 60V62H113L110 66H111V69H112V67L114 66L115 67V69H117V70H120L121 71V73L123 74V75H121V77L120 78H123L124 80H122V79H120L119 78V80H118V83L119 82H121L120 80H122L123 82L121 83L123 86H128V84H126L127 83V80H129L130 79V74L131 75H133L132 74V72L130 73V71H136L138 68H139V70L138 71H140V67H142L143 65L145 66H143L142 68H148L149 69V67H152V66H154V65H152V61H153V59H152V61H151V58H153L154 56H152V55H149V56H152V57H150V60L148 59V58H146V59H148V61L145 63V64H148V67H146V65L144 64V63H142L143 61L141 60V55H137L136 53H138V52H135V53H133ZM160 51H157L158 53L157 54H159L160 55ZM183 51V50H182ZM209 51H211V50H209ZM223 51V50H222ZM238 51V52H237ZM253 51H255V49L253 50ZM252 51V52H253ZM105 53V51H102V52H100V53H102L101 54V56L102 55H105L104 53ZM118 52V51H117ZM140 52V53H141ZM164 52V51H163ZM168 52V53H167ZM188 51L186 50V52L185 53H187ZM207 52V51H206ZM211 52H213V51H211ZM228 52V53H227ZM243 52V51H242ZM242 52H240V53H242ZM261 52H264V49H262L261 48ZM106 53V54H107ZM174 53V52H173ZM199 53V52H198ZM197 53V54H198ZM201 53V55L200 54H198L197 55V58H199V61H200V57L202 56V60H204V57H203V54ZM233 53V54H234ZM245 53V52H244ZM248 53V52H247ZM119 54V53H118ZM135 54L138 56V58H140V59H138L137 58V56H136V58L135 57H133V55L135 56ZM139 54V53H138ZM156 54V53H155ZM154 54V55H155ZM156 54V57H159V55H157ZM175 54V53H174ZM190 54V53H189ZM193 54V53H192ZM215 54H219L218 52H215ZM236 54H234V55H236ZM255 54H256V51H255ZM258 55H259V53H257ZM257 54L255 55V56H252V53L250 54L249 53V55H245V54H241L240 56L238 55V57H241L242 55H244V58L246 59V57L247 58H251V57H253L254 59H256V62L258 61V57H257ZM264 54V53H263ZM132 55V56H131ZM182 54H179L178 56H181ZM195 55H196V53H195ZM211 55H213V54H211ZM221 55H225L223 52H222V54H219V57L221 56ZM227 55H225L224 56V58L227 56ZM100 56V57H101ZM132 58H131V57ZM141 56V57H140ZM187 56V55H186ZM200 56V57H199ZM208 56V55H207ZM210 56V55H209ZM107 57V56H106ZM112 57V58H113ZM155 57V58H156ZM184 57H185V55H184ZM189 57H190V55H189ZM192 57H195V56H192ZM192 57H190V60H191V58ZM213 56H210V57H207V58H209V59H207L206 57V62H208V64L207 65H209L210 67H211V62L210 61H207V60H211V61H213V58H212ZM218 56H217V58H219ZM243 57V56H242ZM257 57V58H256ZM128 58H129V60H130V62H129V60H128ZM144 58V59H145ZM160 58V62H161V64H159V61H157V62H154V64H156L155 66H157V67H153L154 68V70L156 71V69L159 67V66H161V67H159V68H161V69H163L164 71V73L158 78L157 76H158V72L159 71H161V69L160 70H158V74H156L155 75V73H153V76H155V78L157 77L159 80L160 79H162V82L164 83V82H169V83H171V85H173V86H171V85H169V83L167 82L166 83V85H165V83L163 84L162 82H161V80H160V83H162L165 87L167 86H169L170 87V89L172 88V90H173V87H175L174 86V84H176V86L177 85H179L180 86V84H178V83H180V81H181V90L180 91H186V89L185 88H191L190 87V85H191V81L189 82V85H187L188 84V82H186L185 81V83H182L183 81V79H185L186 78V76H185V78H184V76H183V79H181L182 77H181V75H179L178 74V76H177V78H176V80L175 79H172V78H170V79H168L167 77H165V79H166V81H163V75H165V73L167 74V76H169L170 74L169 73H167V66L165 65V64H167V61H165V59L167 58L168 59V56H166V57H164L163 56V58H164V60H163V58H162V60L163 61H161V57H159ZM159 58H156L157 60L159 59ZM180 58V57H179ZM185 58H187V57H185ZM216 58V59H217ZM223 58V59H224ZM250 58H249V60H246V63H245V61H244V65H247V68L248 67H250L249 68V70L248 71H251V72H248L249 74H251L252 75V77L254 76L255 77V79L257 78V76H258V78L260 77V75L262 76L263 75V80H264V64H263V66H261L262 64L261 63H259V62H257L258 63V65H259V68H257V66H255V65H257V63H255V60H254V62H252L251 60H250ZM94 59H96V61L94 60ZM133 59V61L134 62H132L131 60ZM137 59L138 60H140V61H137ZM142 59H143V57H142ZM143 59V60H144ZM156 59H155V61H156ZM177 59V58H176ZM196 60V57L195 58H193L192 60ZM226 59H227V57H226ZM244 59V60H245ZM128 60V61H127ZM180 60H182V58L180 59ZM201 60V63L203 62ZM220 60H221V58H220ZM231 60H226V61H228L229 62V64H230V61ZM243 60V59H242ZM260 60V62H263L264 61V59H262L263 61H261V59H259ZM137 61V62H136ZM142 61V62H141ZM171 61H173V60H171ZM170 61V62H171ZM176 62H178L179 60L177 59V60H175ZM219 61V60H218ZM248 61V62H247ZM119 63H121L120 61H118ZM128 62L129 63H131L132 64V66H129L128 65ZM138 62H140L141 64H143V65H141L140 63L138 64ZM150 62V63H149ZM165 62V63H164ZM169 62V61H168ZM181 62V61H180ZM180 62H178L177 64L175 63V62H173V63H175V65H177L178 66V64H179V66L181 65V63ZM184 62H187V61H184ZM232 62V61H231ZM116 64V65H120V64ZM135 63V64H134ZM200 63V64H201ZM204 63V65H205V61L203 62ZM202 63V64H203ZM210 63V64H209ZM218 63V62H217ZM217 63H215V66L217 65V67H218V64ZM223 63H225L224 61H223ZM222 63V65H226V64H228V63H226V64H223ZM250 65H249V64ZM252 63H255L254 64V66H252ZM138 65V67H137V65ZM166 66H164V65ZM168 64H170V63H168ZM232 64H233V62H232ZM261 64V65H260ZM113 65V66H112ZM135 65V66H134ZM141 65V66H140ZM149 65H151V66H149ZM171 65H173L172 63L168 66V69H169V67L171 66ZM249 65V66H248ZM129 66V67H128ZM164 66V67H163ZM182 66H184V67H180V70L182 71V69L181 68H183L185 71H187L186 70V67H187V65L184 63ZM197 70H199L200 69V66L197 64ZM208 66V68H210ZM213 66H214V64L212 63V67H211V69H209L210 71H212V68H213ZM113 67V68H114ZM123 67V68H124ZM131 67V68H130ZM133 67H136V70H134L133 69ZM174 67V66H173ZM203 67V66H202ZM201 67V68H202ZM205 68H206V65L204 66ZM203 67V68H204ZM216 67V68H217ZM229 67H232V65L230 66L229 65ZM158 68V69H159ZM164 68H166V70L164 69ZM222 68V67H221ZM225 68H226V66H225ZM233 68H235V67H233ZM130 69V70H129ZM131 69H133V70H131ZM147 69V70H148ZM152 69V68H151ZM172 69V68H171ZM175 69V68H174ZM173 69V70H174ZM179 69V67H177V69L176 70H178ZM231 69V68H230ZM230 69H228V71L229 72H233V71H230ZM145 70V69H144ZM144 70H142V73L144 72ZM154 70L152 69L151 70V72L153 71L154 72ZM173 70H170V71H173ZM175 70V71H176ZM183 70V71H184ZM214 70H215V67H214ZM218 69H216L215 70V72L217 71ZM222 70V72L224 73L225 72V70H224V68H222L221 69ZM224 70V71H223ZM233 70V69H232ZM236 70V69H235ZM114 71V70H113ZM129 71V72H128ZM149 71V70H148ZM148 71H145L143 74H149L148 73ZM169 71V72H170ZM175 71H174V73H175ZM201 71V70H200ZM205 71H206V69H205ZM208 71V70H207ZM119 72V71H118ZM137 72V71H136ZM150 72V73H151ZM209 72V71H208ZM215 72L213 73V74H215ZM222 72L220 71V73H218V75H222ZM236 72V71H235ZM112 73V72H111ZM115 73V72H114ZM134 74H135V72H133ZM171 73V72H170ZM176 73H179V72H176ZM183 73V72H182ZM200 73V72H199ZM207 73V72H206ZM206 73H204V74H206ZM211 73V72H210ZM209 73V74H210ZM238 73V72H237ZM115 74H117V73H115ZM142 74V76L143 77H145V76H149V75H143ZM172 74V73H171ZM181 74V73H180ZM188 73H186V75H187ZM204 74H202L203 75V77H207V75H205L204 76ZM213 74H210V76L211 75H213ZM217 74V73H216ZM214 75L215 76V78H217L218 77V75ZM225 74V73H224ZM223 74V75H224ZM236 74V73H235ZM120 75V74H119ZM119 75H117L118 77H119ZM136 75H138V77L140 76L141 77V73H139L138 72V74H136ZM135 75V76H136ZM173 75V74H172ZM175 76H176V74H174ZM225 75H227L228 76V72H226V74ZM240 75V76H239ZM238 76H236V78L238 77V79H239V77H241V74H239ZM251 75H248V76H250L249 77V80H251L252 81V83L251 84H253L254 85V77L251 79ZM134 76V75H133ZM189 76V75H188ZM213 76V77H214ZM227 76H226V78H223V76H222V78L224 79L223 80V82L222 81H219V82H221V83H225V82H227V81H231L230 79H231V77L233 78V77H235L234 75H232L230 78H229V76H228V80H226L227 79ZM118 77H117V79H118ZM137 77V76H136ZM136 77H131V79L133 78V80H132V83H133V81L135 80V78ZM136 78L137 80H135V81H137V84L138 83H141V84H138L137 86H136V91L134 90H131V89H133L134 88V86H133V88H132V83H130V89L129 90H131L132 92H130V94L131 93H134L133 95L134 96H132V98H134V100H138L139 99V101H141V99H142V97L144 96H142V94H145V93H147V92H149V91H146V87H145V89L143 88V90H142V92H145V93H141V96L142 97H139L140 96V91H138V90H140L141 89V87H140V85L142 86V85H145V86H147L145 83H143L142 84V82H141V78ZM143 77H142V81L143 82H151V80H153V79H150V80H148L146 77V79L145 80H143ZM169 77H173V76H169ZM181 77V78H180ZM205 77V78H206ZM221 77V76H220ZM225 77V76H224ZM129 78V79H128ZM150 78H151V76H150ZM154 78V79H155ZM156 78V79H157ZM175 78V77H174ZM179 78V80H177ZM190 78H191V76H190ZM202 78V77H201ZM209 78V77H208ZM212 78V77H211ZM222 78H219L220 80L222 79ZM257 78V79H258ZM261 78V77H260ZM125 79H127V80H125ZM130 79V80H131ZM218 79V78H217ZM217 79H215V80H217ZM218 79V80H219ZM129 80V81H130ZM176 82H178V83H176ZM190 80V79H189ZM206 80H210V79H207L206 78ZM206 80H204V81H206ZM158 81V80H157ZM171 81V82H170ZM173 81V82H172ZM193 81V80H192ZM225 81V82H224ZM233 81H236L234 78H233ZM232 81V82H233ZM241 81V80H240ZM244 81V80H243ZM261 81V80H260ZM259 81V82H260ZM125 82V83H124ZM156 82V81H155ZM208 82H211L212 83V80H210V81H208ZM216 82H218V81H216ZM232 82H229L230 83V87H232L231 85L233 84ZM242 82V81H241ZM263 82V86H264V81H262ZM113 83V82H112ZM153 83V82H152ZM151 83V84H152ZM174 83V84H173ZM205 83H206V85H207V82H204V83H202L201 82V84H202V86L201 87H203V85H205ZM211 83H208V84H210L211 85ZM214 83H215V81H214ZM235 83V82H234ZM249 83H250V81H249ZM114 84V83H113ZM120 83L118 84V85H121ZM151 84L149 83V86H151ZM158 84V83H157ZM156 83H155V85H157ZM162 84H159V85H162ZM168 84V85H167ZM183 84H186V85H184L183 86ZM227 85H228V83H226ZM226 84H223V85H225V87L224 88H228L227 86H226ZM236 84V83H235ZM233 85V86H236V85ZM260 85H258V80H257V84L255 83V85L254 86H256V87H259L260 88V86H262L261 84L262 83H259ZM135 85V84H134ZM154 85V83L152 84V86H155ZM158 85V86H159ZM219 85H221V84H219ZM219 85L217 86V83H216V85H213L215 88H214V90H216V91H214L213 90V88L212 89H209V88H206L207 90L209 89V91L208 92H210V90H213L212 91V93H214V94H212V96H211V98H216V97H218V98H216V99H214V101L212 102V100H210L211 101V103H210V106H211V109H212V113L214 114V110H216V108L214 109L213 107H212V103H215V101L217 100V99H219L220 101H221V103H220V101H218L219 102V104L221 105V104H223V106H224V103H225V108L223 107H221L222 109H226V105H227V103H229V105L232 103H234L236 100H237V97H238V101L237 102H239V96H238V92H236V90H237V88L235 87V91H234V89H232L231 88V90H233L234 92V94L235 95H237V97L235 98L234 97V95L231 93V96H233V98L231 97V96H228L229 97V99L227 98L226 99V97H227V95L226 94H230V93H227L228 92V89H230V87L226 90L225 89V91L223 92L220 88H222L223 86L221 85L220 87H219ZM4 86V85H3ZM3 86H2V88H3ZM158 86H156L154 89H153V91L154 90H156V88L158 87ZM192 87H193V89H200V88H197V86L196 85H193V83H192V85H191ZM195 86H196V88H195ZM213 86H210V88L211 87H213ZM9 87V86H8ZM140 88V89H138V88ZM165 87H162V86H160V87H158V90H159V88H164V90H163V93L165 92ZM166 87V88H167ZM178 87V86H177ZM175 88V89H178L179 90V88ZM185 87V88H184ZM219 87V88H218ZM121 87L119 86L118 87V89H120ZM149 88V87H148ZM184 88V89H183ZM217 88V89H216ZM234 88V87H233ZM263 88V87H262ZM261 88V89H262ZM1 89V88H0ZM92 89H94V91H92ZM117 89V90H118ZM124 89H126L125 87H124ZM123 89V93L121 94V95H119V96H117V97H115V98H113L114 96V94L112 93V91H110L113 95H112V98L113 99H115L116 101H120V99H118V97H120V98H123L124 96H128L127 95V90H124ZM161 89H160V94H163L162 93V91H161ZM169 89V88H168ZM167 89V90H168ZM174 89V90H175ZM183 89V90H182ZM192 89V88H191ZM191 89H189V91L191 92L192 90ZM253 89V88H252ZM261 89H259L258 91H260ZM150 90V89H149ZM205 90V89H204ZM206 90V91H207ZM219 90V91H218ZM224 90V89H223ZM239 90V89H238ZM264 89H262L261 90V92L263 91ZM153 91L151 90L150 91V93H151V95H153L152 93H153ZM157 91V90H156ZM169 91V92H168ZM168 91H166L168 94H166V96L168 95V96H170V93L172 94V92L170 91V90H168ZM180 91H178L179 93H180ZM188 91V92H189ZM196 91V93H195V95L197 94H199L200 92H199V90L197 91V90H194V92ZM204 92L203 91V95H204V93H205V95H206V93H208V92ZM253 91H254V89H253ZM157 92H159V91H157ZM187 92V91H186ZM187 92V93H188ZM193 92V91H192ZM191 92V93H192ZM197 92H199V93H197ZM220 92L222 93V95L220 94ZM226 92V93H225ZM236 92V93H235ZM256 92H257V89H256ZM260 92V93H261ZM5 93H6V95H5ZM108 93V92H107ZM106 93V94H107ZM216 93H218L219 95L217 96L216 95ZM254 93V92H253ZM258 94H260L259 92H257ZM129 94V93H128ZM149 94V93H148ZM148 94H146V96L148 95ZM154 94L156 95V93L154 92ZM165 94H163V95H165ZM175 94V93H174ZM181 94V93H180ZM192 94H194V93H192ZM201 94V93H200ZM199 94V95H200ZM241 95L240 96H243L242 95V93H240ZM257 94V95H258ZM262 94L264 95V91L262 92ZM132 95V94H131ZM131 95H129V96H131ZM155 95H153V96H155ZM163 95H162V97H163ZM178 95V94H177ZM196 95V96H197ZM213 95H214V97H213ZM226 95V96H225ZM127 97L128 99L129 98H131V97ZM149 96V95H148ZM148 96L147 97H145V100H146V98H148ZM150 97V99H148V103H149V105L151 104V103H153L154 104V106L153 105H151V106H153L152 108H151V110H150V113H151V115L152 116H154V118H156L157 120H159L158 122L157 121H155V119H154V121L155 122H157V123H159V124H157L156 126H159V128H156L155 127V131H153V130H151V131H153V133H152V135L154 134H156V135H164L165 133H168V134H170V136H171V134L175 137V138H178V140L179 141H181L179 138H180V136L179 135H181V137H182V135H185V136H183L182 138H187L188 136L190 137V136H193L192 138H194V139H197V138H201L200 136L202 135V139L204 138L205 139V136H206V134H208L207 136H208V139H207V141L206 140H201V141H205V142H207V143H210V141H211V135H209V133H211V131H212V128L210 127V123H211V119H214V122L215 123H217V124H219V125H214V127L213 128H215L217 131H214V135L217 137H221L223 140L225 139V138H227V139H225L224 141L222 140H220L219 141V138L217 137V138H215V136L214 135H212V136H214V138L215 139H217V140H215L214 141V143L216 142V144H214L213 143V145H215V149H214V147H212L211 146V150L213 151V150H215L216 152H218L219 150H220V147L222 146H224L225 145V148H226V145H228V143H230L231 141H232V139H234V138H236L235 136H237V138L236 139H234L233 141L235 142L236 140L239 142V144H236L237 143V141H236V143H235V145H240V143H242L243 142V140L242 141H240V138L239 137H242V131L244 130L245 131V126H247L248 127V129L247 130H249V124L251 125V128H252V130H256V129H253V127H254V125L256 124H254V118H256V113L253 115V117L254 118H252L251 117V119H253V120H250L252 123H250V121L248 120V123H246L247 122V119H240L241 121L243 120V122L241 123V124H239V118H240V116L242 117V115H241V113L243 112L241 109H243L244 108V106H242V102H244L245 101V99H244V101H242L243 99V97H241L240 98V103L239 104H241V107H240V105H237V107L239 108L240 107V111H242L241 113H237V114H234L235 116H233L232 114H231V117H233L234 118V120L236 119V121H234V123L236 124H233V121H231V122H229V120H230V118H221L220 120H218V117H217V115H215L216 117H217V119H216V117H212V116H210L209 117V115H202V113L203 112H205L204 111V109H206L205 107H207V109L210 107L209 106V104L207 105H205V104H201L199 101L201 100V95L199 96V98H200V100H199V98L196 100L197 102H199L200 104H201V108H200V112H199V116L198 117H196L195 116V111H193V110H191V107H194L193 109L194 110H196V106L198 105V103L197 102H195L193 105H189V104H192L191 103V101H186V102H190V103H188V104H186V103H184V104H178L180 101H179V99L178 98H174L173 100H171L170 102H168L167 104H165V105H161V103H159L161 100V96H160V98L158 97H156L157 98V102L155 101V102H151V101H153L154 99H155V97ZM157 96V95H156ZM167 96V97H168ZM172 96H174L173 94H172ZM172 96H170V97H172ZM176 96V95H175ZM210 96V95H209ZM219 96H221L222 98H220ZM167 97H164V99H167ZM254 97V96H253ZM257 96L255 95V98H256ZM111 98V99H112ZM125 99L123 100V103L122 104H124V102L126 101V97H124ZM141 98V99H140ZM187 98V97H186ZM191 98V97H190ZM210 98V97H209ZM208 97H206V99H209ZM231 98H232V100H231ZM259 98L260 99H262L261 97H260V95H259ZM264 98V97H263ZM118 99V100H117ZM128 99H127V102H128ZM189 99V98H188ZM205 99V98H204ZM203 99V100H204ZM225 99V100H224ZM256 99H258V97L256 98ZM110 100V99H109ZM145 100H143V101H145ZM187 100V99H186ZM190 100V99H189ZM202 100V101H203ZM233 100H235V101H233ZM259 100V99H258ZM264 100V99H263ZM262 100V101H263ZM135 101V102H136ZM136 102V106H139L138 104H140V102ZM147 101V100H146ZM159 101V102H158ZM193 101H195V100H193ZM209 100H208V102H210ZM225 101V102H224ZM231 101H233V102H231ZM122 101H120V103H121ZM127 102H125L126 103V105L125 106H123V108L125 107V109L127 108ZM130 102H133V100L132 101H130ZM129 102V103H130ZM237 102H236V104H237ZM257 102V101H256ZM264 102V101H263ZM118 104H119V102H117ZM116 102H115V106H117L118 104H117ZM147 103V102H146ZM202 103H204V102H202ZM205 103H206V101H205ZM247 104L246 105H248L249 103L248 102H246ZM107 104V105H108ZM117 104V105H116ZM121 104V105H122ZM143 104H144V102H143ZM157 104V105H156ZM235 104V103H234ZM111 105V104H110ZM110 105H108V109L111 111L112 109L109 107ZM114 105H112L111 107H113ZM129 105H131V103L129 104ZM155 105H156V107H155ZM161 105V106H160ZM214 105V104H213ZM253 105V106H252ZM256 105V104H255ZM120 106V105H119ZM135 106V103H133V105H132V107L133 108H135L134 107ZM144 108H149V106L147 107V106H145V104L144 105H142ZM142 106H140V107H142ZM202 106H204V107H202ZM219 106V105H218ZM217 105H216V107H218ZM249 107H251L252 106V108L253 107H255L254 106V104H249L248 105ZM129 107V106H128ZM197 107H199V106H197ZM230 107H231V105H230ZM246 107V106H245ZM37 108H36V110H37ZM40 108V107H39ZM92 108V107H91ZM118 108H120L121 109V107H117V108H115V109H117V112L118 111H120V109L118 110ZM132 108V109H133ZM139 108V107H138ZM138 108H135L136 110H138ZM143 108V109H144ZM220 108V109H221ZM131 109V110H132ZM140 109V108H139ZM143 109H141V111L143 110ZM191 110V113L193 114H190V112H189V114L191 115V116H186L185 115V113H186V111L188 112V110ZM198 109V108H197ZM206 109V113H207V110ZM214 109V110H213ZM231 109V108H230ZM229 108H228V110H230ZM247 109H248V107H247ZM246 109V110H247ZM250 109V108H249ZM90 110V109H89ZM94 110V109H93ZM127 110H128V108H127ZM130 110V111H131ZM136 110H132V117L131 118H133V119H135L136 120V118H137V120H138V118L139 117H133V111H134V113H136ZM170 110H173V111H170ZM201 110H202V112H201ZM228 110H226V111H228ZM233 110V109H232ZM245 110V109H244ZM254 110V109H253ZM43 111H44V109H43ZM96 111V110H95ZM94 111V112H95ZM116 111V110H115ZM140 111V110H139ZM141 111H140V113H141ZM234 111V110H233ZM239 111V112H240ZM250 111V110H249ZM248 111V112H249ZM251 111H252V109H251ZM250 111V112H251ZM259 111H261V110H259ZM259 111H257V112H259ZM112 112H114V110L112 111ZM138 112V111H137ZM143 112V111H142ZM209 112V111H208ZM217 112V111H216ZM253 112V111H252ZM256 112V111H255ZM49 113V112H48ZM67 113V114H66ZM96 113V112H95ZM102 113V112H101ZM108 113H111V112H109L108 111ZM116 113V112H115ZM125 114H126V112H124ZM144 113V112H143ZM142 113V114H143ZM228 113H229V111H228ZM260 113V112H259ZM105 114V113H104ZM112 114V113H111ZM111 114L109 115V116H111ZM141 114V115H142ZM187 114V113H186ZM217 114V113H216ZM247 115L245 116V115H243L244 117H249V116H251L250 114L251 113H246ZM14 115V114H13ZM44 115V114H43ZM75 115V114H74ZM124 115V114H123ZM138 115H140V114H138ZM144 116H147V115H145V113L143 114ZM239 115V116H238ZM126 116V115H125ZM135 116H137L136 114H135ZM193 116H195V117H193ZM20 117V116H19ZM89 117H91V116H89ZM98 117V116H97ZM117 117H118V115H117ZM119 117H121V116H119ZM263 117H264V114H263ZM92 118H94V117H92ZM91 118V119H92ZM110 119L112 118V117H109ZM143 118V117H142ZM142 118H139V120L140 119H142ZM62 119V118H61ZM104 119V118H103ZM114 119V118H113ZM116 119H118V118H116ZM115 119V120H116ZM144 119H148L149 120V116H148V118H144ZM180 119H183L182 120V122H179V120ZM222 119H224L223 121H222ZM227 119H228V121H227ZM4 120V119H3ZM8 120V119H7ZM6 120V121H7ZM97 120V119H96ZM95 120V121H96ZM119 121L121 120L120 118L118 119ZM134 120V121H135ZM138 120V121H139ZM148 120H146V121H148ZM232 120V119H231ZM244 120H246V121H244ZM36 121V120H35ZM93 121V120H92ZM94 121V122H95ZM108 121V120H107ZM119 121H118V123H119ZM122 121V120H121ZM120 121V122H121ZM137 121V122H138ZM142 121V120H141ZM164 122V121H172V123L169 125V128L167 129V128H165L163 125H161L160 123H162V122ZM217 121H220V122H217ZM8 122H10V121H8ZM33 122V121H32ZM103 122H105V121H103ZM111 122V121H110ZM115 122V121H114ZM125 121H123V123H124ZM224 122H226L228 125H223V123ZM21 123V122H20ZM70 123V122H69ZM112 123V122H111ZM122 122H121V124H123ZM213 123V122H212ZM214 123V124H215ZM244 123L246 124L245 126H243L244 125ZM15 124V123H14ZM92 124V123H91ZM142 126H144V123H140ZM163 124V123H162ZM229 124H230V126H229ZM235 125L236 126V128L233 126V125ZM253 124V125H252ZM259 125L261 124V123H258ZM255 125V127L257 126V127H260L261 126V128H263L262 127V125ZM93 125V124H92ZM125 125H126V122H125ZM128 125H130V124H128ZM140 125V126H141ZM152 125V124H151ZM223 125V126H222ZM238 125H240L239 127H241V129L239 130L238 129ZM32 126V125H31ZM36 126V125H35ZM88 126V125H87ZM139 126V127H140ZM161 126V127H160ZM216 126V127H215ZM228 126V127H227ZM231 126H233L234 128H235V135H232L231 133L233 132H231L230 131V129L231 130H233V128L231 127ZM264 126V125H263ZM77 127V126H76ZM82 128H83V126H81ZM102 127V126H101ZM105 127V126H104ZM122 127V126H121ZM120 127V128H121ZM126 127H129V126H126ZM162 127H163V129H162ZM217 127H219V128H221L222 129V127H224L225 128V130H223L222 129V131L221 132H218V129H217ZM227 127V128H226ZM243 127H245L244 129H243ZM19 128V127H18ZM17 128V129H18ZM31 128V127H30ZM108 128V127H107ZM131 128H132V126H131ZM141 128V127H140ZM151 128V127H150ZM230 128V129H229ZM261 128H257L258 130L259 129H261ZM0 129H1V127H0ZM6 129V128H5ZM83 129H85V128H83ZM114 129V128H113ZM144 129V128H143ZM220 129V130H221ZM236 129H238V132H239V134L236 132ZM11 130V129H10ZM16 130V129H15ZM117 130V129H116ZM127 130V129H126ZM126 130H124V131H126ZM130 129H128V131H129ZM165 130H167V131H165ZM219 130V131H220ZM264 130V129H263ZM62 131V130H61ZM60 131V132H61ZM115 131V130H114ZM200 131H201V133H200ZM231 133H230V132ZM241 131V132H240ZM5 132V131H4ZM69 132V131H68ZM78 132H82V131H78ZM105 132V131H104ZM107 133H109L108 131H106ZM118 132V131H117ZM120 132V131H119ZM118 132V133H119ZM138 132H140V130L138 131ZM137 132V133H138ZM219 133L220 134V136H219V134L217 135V133ZM224 132V133H223ZM225 132L226 133H229V135L230 136H232V138L230 139L229 137H226L227 135L225 134ZM249 132V131H248ZM262 132H264V131H262ZM17 133V132H16ZM37 133V132H36ZM111 133V132H110ZM148 133V132H147ZM204 133V134H203ZM223 133V134H222ZM241 133V134H240ZM246 135H245V134ZM243 134H244V136L246 137L245 139V141H246V143L247 142H249L248 141V139L250 140V138H252L253 139V135H250V136H252V137H248L249 136V134L247 135V133L246 132H244ZM65 134L66 133H64V136H65ZM101 134V133H100ZM106 134V133H105ZM123 134V133H122ZM142 134H143V132H142ZM148 134H151V133H148ZM168 134H166L165 136L167 137L168 136ZM197 135V137H194V136H196ZM201 134V135H200ZM68 135V134H67ZM103 135H104V133H103ZM102 135V136H103ZM120 135V134H119ZM118 135V136H119ZM188 135V136H187ZM200 135V136H199ZM204 135V136H203ZM223 135H226L225 137L223 136ZM241 135V136H240ZM259 135H261V137H258V140H259V138H260V140H261V142L262 143H260V140H259V143H260V145H262V144H264V139L262 140L261 138H264L262 135H264L263 133H260ZM258 135V136H259ZM17 136V138H18V135H16ZM15 136V137H16ZM35 136H36V134H35ZM78 136V135H77ZM179 136V137H178ZM211 138H210V137ZM233 136H234V138H233ZM61 137V136H60ZM256 137V140H257V135L255 136ZM9 138V137H8ZM44 138V137H43ZM54 138V137H53ZM77 138V137H76ZM156 138V137H155ZM171 138V137H170ZM191 138V137H190ZM191 138V139H192ZM220 138V139H221ZM1 139V138H0ZM11 139V138H10ZM66 139V138H65ZM143 139V138H142ZM191 139H190V141H191ZM18 140V139H17ZM32 140V139H31ZM112 140V139H111ZM118 140H120V139H118ZM187 140H189V139H186V141ZM193 140V139H192ZM198 140V139H197ZM194 141L195 143L194 144H197V143H199L198 145H201L200 144V139H199V142L198 141ZM209 140V141H208ZM230 140V141H229ZM255 140V141H256ZM258 140H257V143H258ZM4 141V140H3ZM8 141V140H7ZM41 141V140H40ZM58 141V140H57ZM143 141V140H142ZM161 141V140H160ZM185 141V140H184ZM185 141V142H186ZM190 141H187V142H189L190 144H191V142ZM245 141H244V143H245ZM253 141V140H252ZM252 141H250L251 142V145H252V148H253V146H254V144L253 143H256L255 141H253V143H252ZM9 142V141H8ZM17 142V141H16ZM36 142V141H35ZM50 142V141H49ZM72 142V141H71ZM167 142V141H166ZM176 142H178L177 140H176ZM182 142H183V140H182ZM234 142H231V144H229V145H234V144H232V143H234ZM249 142V143H250ZM11 143V142H10ZM27 143V142H26ZM105 143V142H104ZM126 143V142H125ZM130 143V142H129ZM135 143V142H134ZM138 143V142H137ZM154 143V142H153ZM164 143V142H163ZM184 143V142H183ZM222 144V145H219V144ZM245 143V144H246ZM256 143V144H257ZM44 144V143H43ZM62 144V143H61ZM142 144V143H141ZM147 144V143H146ZM158 144V143H157ZM174 144V143H173ZM205 144L206 143H204V146H205ZM248 144V143H247ZM246 144V145H247ZM16 145V144H15ZM14 145V146H15ZM78 145H79V143H78ZM111 145V144H110ZM130 145V144H129ZM154 145V144H153ZM183 145V144H182ZM187 145V144H186ZM209 145V144H208ZM211 145V144H210ZM245 145V146H246ZM258 145V144H257ZM2 146V145H1ZM11 146V145H10ZM82 146V145H81ZM119 146V145H118ZM165 146V145H164ZM174 146V145H173ZM180 146H181V142H180V145L178 146V148H177V150L176 151H178L179 150V148H180ZM262 146H264V145H262ZM51 147V146H50ZM88 147V146H87ZM133 147V146H132ZM136 147H138V146H136ZM140 147V146H139ZM163 147V146H162ZM161 147V148H162ZM183 147V146H182ZM181 147V148H182ZM191 147V146H190ZM193 147V146H192ZM206 147V146H205ZM208 147V146H207ZM228 147V146H227ZM236 147V146H235ZM237 147H239V146H237ZM256 147H258V151L260 152V148H259V146H256ZM38 148V147H37ZM42 148H43V146H42ZM69 148V147H68ZM82 148V147H81ZM152 148H154V147H152ZM160 148V147H159ZM165 148V147H164ZM195 148V147H194ZM219 148V149H218ZM224 147H223V149H221L222 151H224V150H226ZM264 148V147H263ZM171 149H172V147H171ZM205 149V148H204ZM208 149V148H207ZM242 149V150H241ZM239 151H240V153L243 151V154H247L248 155V153H247V151H246V149H247V146H246V148L244 149V146H243V148H241ZM256 149V148H255ZM36 150V149H35ZM41 150V149H40ZM143 150V149H142ZM147 150V149H146ZM180 150H182V149H180ZM194 150H197V148L196 149H194ZM37 151V150H36ZM81 151V150H80ZM121 151V150H120ZM176 151L175 152H173L172 154H170V155H172V156H174L172 159V161H174L175 159L174 158H178V153L176 154V156L175 155H173V154H175L176 153ZM187 151H190V149H188ZM227 151V150H226ZM225 151V152H226ZM239 151H237V153H239ZM4 152H6V151H4ZM38 152V151H37ZM41 152V151H40ZM66 152H67V150H66ZM125 152V151H124ZM180 152V151H179ZM182 152V151H181ZM215 152V153H216ZM224 152V153H225ZM229 152V151H228ZM261 152H263L262 154L264 155V151H262L261 150ZM32 153V152H31ZM42 153V152H41ZM170 153V152H169ZM213 153V152H212ZM221 153H223V152H221ZM221 153H219V154H221ZM231 153V152H230ZM236 153V154H237ZM240 153H239V155H240ZM5 154V153H4ZM39 154V153H38ZM73 154V153H72ZM187 153L185 152V155H186ZM196 154H198V151H197V153ZM199 154H200V152H199ZM202 154V153H201ZM211 154V153H210ZM209 154V155H210ZM218 154V155H219ZM236 154H235V157H236V161H235V157H234V155L231 153V154H226V155H228V156H226V157H228V159H230L232 156V158H231V160H227L226 159V161H227V163L229 162H231V163H234V165H235V167H236V165H238L239 164V161L241 160V158H239L240 156L237 154V156H236ZM9 155V154H8ZM21 155V154H20ZM32 155V154H31ZM181 155H184V154H181ZM181 155H179L180 157L179 158H181V160H182V163H183V158L185 157H181ZM191 156L193 155V156H195L193 153L192 154H190ZM189 155V157H188V159L191 157ZM203 155V154H202ZM232 155V156H231ZM262 155V156H263ZM6 156H7V153H6ZM16 156V155H15ZM25 156V155H24ZM45 156V155H44ZM74 156V155H73ZM200 156V155H199ZM204 156V155H203ZM207 157H208V155H206ZM205 156V157H206ZM230 156V157H229ZM13 157V156H12ZM22 157V156H21ZM66 157H67V155H66ZM86 157H88V156H86ZM145 157V156H144ZM198 157V156H197ZM201 157V156H200ZM219 157H221L220 155H219ZM239 159H238V158ZM243 159V161H242V163L243 162H245L244 160V157H243V155L241 156ZM249 157L251 158V161H252V159H254L253 158V156L251 155H249ZM7 158V157H6ZM142 158V157H141ZM149 158V157H148ZM163 158V157H162ZM191 158H193V157H191ZM199 158V157H198ZM209 158V157H208ZM208 158H205L206 160L208 159ZM74 159V158H73ZM188 159H187V162H188ZM204 159V158H203ZM238 159V160H237ZM259 159V158H258ZM264 159V158H263ZM263 159L262 158H260V160L261 161H263ZM25 160V159H24ZM48 160V159H47ZM168 160H169V157L168 158H166V161L164 160V162L162 163L163 165L162 166H164V164L166 163V166L167 165H170V164H168ZM171 160V159H170ZM181 160H180V163H181ZM257 160V159H256ZM3 161V160H2ZM1 161V162H2ZM26 161H28V160H26ZM58 161V160H57ZM84 161V160H83ZM190 161H192V160H190ZM238 161V162H237ZM246 161H247V158H246ZM259 161V160H258ZM22 162V161H21ZM170 162V161H169ZM177 161L175 160V164H177L178 165V163H179V161L176 163ZM223 163V161L221 160L220 161V163L219 164H222ZM253 162V161H252ZM264 162V161H263ZM3 163H4V161H3ZM23 163V162H22ZM29 163V162H28ZM174 163V162H173ZM172 163V164H173ZM188 163H190V162H188ZM192 163V162H191ZM228 163V164H229ZM236 163V164H235ZM5 164V163H4ZM11 164V163H10ZM65 164H67V163H65ZM78 164V163H77ZM87 164V163H86ZM92 164V163H91ZM149 164V163H148ZM174 164V165H175ZM258 162L257 163H255V160H254V164L252 165L253 167H254V170H258L259 168H261L262 166H264V165H262L261 167H259L258 165ZM1 165V164H0ZM9 165V164H8ZM35 165V164H34ZM64 165V164H63ZM69 165H71V164H69ZM88 165V164H87ZM159 165V167H162V166H160V164H158ZM157 165V166H158ZM183 165H184V163H183ZM207 165V164H206ZM209 165V164H208ZM213 165V164H212ZM230 165V164H229ZM232 165V164H231ZM245 165H247V164H245ZM255 165H257L259 168H255ZM2 166V165H1ZM17 166V165H16ZM19 166V165H18ZM29 166V165H28ZM66 166V165H65ZM90 166V165H89ZM88 166V167H89ZM137 166V165H136ZM166 166H164V167H166ZM221 166V165H220ZM220 166H218V167H220ZM233 166V165H232ZM232 166H229L230 167V169L231 168H233ZM244 166V165H243ZM7 167V166H6ZM26 167V166H25ZM60 167V166H59ZM77 167H78V165H77ZM81 167H83V166H81ZM85 167V166H84ZM96 167H98V165L96 166ZM153 167V166H152ZM158 167V168H159ZM172 167V166H171ZM170 167V169L172 170V168ZM175 166H173V168H174ZM213 167V166H212ZM224 167H225V165H224ZM248 167V166H247ZM252 167V168H253ZM18 168V167H17ZM64 168V167H63ZM71 168V167H70ZM157 168V169H158ZM204 168H207V166L206 167H204ZM221 168V167H220ZM240 168V167H239ZM242 168V167H241ZM4 169V168H3ZM25 169V168H24ZM83 169V168H82ZM80 170V171H83V170ZM88 169V168H87ZM86 169V170H87ZM150 169V168H149ZM157 169H154V170H156L157 171ZM176 169H177V167H176ZM202 169V168H201ZM243 169V168H242ZM251 169V168H250ZM35 170V169H34ZM61 170V169H60ZM79 170V169H78ZM89 170V169H88ZM171 170H168L169 171V173H170V171ZM211 170H212V168H211ZM217 170H219V169H217ZM232 170V169H231ZM234 170V169H233ZM241 170V169H240ZM252 170V169H251ZM259 170H261V169H259ZM258 170V171H259ZM263 170H264V167H263ZM6 171V170H5ZM62 171H63V169H62ZM118 171V170H117ZM158 171H160V170H158ZM157 171V172H158ZM176 171V170H175ZM177 171H179V170H177ZM204 171V170H203ZM206 171V170H205ZM213 171V170H212ZM221 171V170H220ZM258 171H253L252 172V174H249L248 175V173L249 172H251V171H248V173L247 172H241L240 171V173H242V174H244V173H246L245 175H246V177H248V176H250V175H253L254 174V172H255V175H257V172ZM15 172V171H14ZM29 172V171H28ZM36 172V171H35ZM45 172V171H44ZM90 172H92V170L90 171ZM155 172V171H154ZM172 172V171H171ZM214 172V171H213ZM217 172V171H216ZM4 173V172H3ZM27 173V172H26ZM30 173V172H29ZM64 173H66L67 174V172H64ZM64 173H62V175L64 174ZM70 173V172H69ZM68 173V174H69ZM168 173V174H169ZM218 173V172H217ZM228 173H229V171H227V174L226 173H224V172H222V174H224L223 176H225V174L227 175V176H229L228 175ZM259 173H260V171H259ZM122 174V173H121ZM151 174H153L152 172H150V175ZM172 174V173H171ZM176 174V173H175ZM230 174V173H229ZM261 174V173H260ZM260 174L259 175H257L258 177H260ZM14 175V174H13ZM40 175V174H39ZM51 175V174H50ZM54 175H55V173H54ZM87 175H88V177H89V174L87 173ZM87 175H85V176H87ZM130 175V174H129ZM149 175V174H148ZM161 175V174H160ZM205 175V174H204ZM209 175V174H208ZM248 175V176H247ZM255 175H253V176H255ZM264 175V174H263ZM37 177H38V174L36 175ZM64 176V175H63ZM70 177H71V175H69ZM85 176H83L82 177V179L84 180V182H86V180H87V178L85 177ZM127 176V175H126ZM164 176V175H163ZM236 176V175H235ZM252 176V177H253ZM20 177V176H19ZM43 177H46V176H43ZM50 177H52V175L50 176ZM62 177V176H61ZM70 177H69V179H70ZM85 177V178H84ZM198 177H202V176H198ZM231 177V176H230ZM236 177H239V175L238 176H236ZM243 178V176H240L239 178ZM251 176L250 177H248V179L250 178V179H254V178H257V177H254V178H252ZM1 178V177H0ZM73 178V177H72ZM125 178H127V177H125ZM203 178H205V176L203 177ZM214 178V177H213ZM264 178V177H263ZM263 178L261 179V178H257L258 179V182L259 181H262L263 180ZM33 179H35V178H33ZM46 179V178H45ZM58 179V178H57ZM69 179H67V178H64V181L66 180H68L67 182L68 183H70L69 182ZM215 179V178H214ZM224 179H225V182H222V183H232V180L230 179V180H228L227 179V177L225 176L224 177ZM249 179V180H250ZM14 180V179H13ZM40 180H41V177H40ZM43 180V179H42ZM49 180V179H48ZM61 180V179H60ZM89 180H91V179H88V181L86 182V183H82L83 184V188H82V185L80 184V183H78L77 182V180L75 181V179L73 180V182H72V184H73V186H74V189H75V191H77L78 189L77 188H75V187H79V184L81 185V187H79V190H83L84 188H85V190H88V189H86V188H88V187H86V184L87 185H89L90 183H89ZM129 180H130V178H129ZM173 180H174V178H173ZM191 180H193V179H191ZM196 180H197V178H196ZM199 180H200V178H199ZM203 180V179H202ZM208 180V179H207ZM209 180H211V179H209ZM208 180V181H209ZM227 180H228V182H227ZM256 180V179H255ZM50 181H52V180H50ZM65 181V182H66ZM111 181V179H106V180H104V178H103V182H106L107 184H109L108 186L105 184H103L104 185V190H103V195H105L104 196V201L105 202H108V203H106L105 205H104V208H102L103 210L104 209H106V210H108V208L110 207L111 209H113L114 208V210H120V212L118 213V216H117V214L116 213H112V211H110L109 213L111 214L112 213V215H113V217L115 216L114 214H116V216L118 217V221L117 222H115V220H111V222H113V224L114 225H116V226H121V228H128V226H131V227H133L134 228V230L137 232L138 231V233L139 232H143V233H145L144 231H147L148 230V228L150 227V229L152 228H154L153 230L155 231L154 232V235H156L155 233L157 232V237H154V238H151V243L150 244H148V245H146L145 246V249H143L142 248V250H144V255H146V257H147V259H148V257H150V260H151V262L152 263H155V264H168V260L170 259V256H171V254L172 253H174V255H175V253H177L178 254V252H176V248L178 249V247L180 248V247H185V246H183V245H181V244H185V243H183L184 241H186V238H183V239H181L180 237H177V238H175L176 240H174V237L175 236H177L178 234H179V232H178V234L176 235V226L178 225V230L180 231V230H182L181 229V225H183V223H186V222H184V221H181V220H179L178 221V217H176V218H172V217H175L174 215H173V213L170 211V209L169 208H171V207H174V204H177V203H179V201H180V203H182L181 202V200H179V201H176V199L174 200V202L172 203V202H170L169 203V201H171L172 199H173V197H176V196H174V195H172V197H171V193H169V198L171 199H166V200H169L167 203H169V204H171L172 203V205L171 206H169V204H167V207L168 208H166L165 210H162V211H160L159 210V207L156 205V203H157V201H151L154 205H152V207H149V206H147V208H145V209H142L141 208V211H136L135 209L134 210H132V208H134L135 206H136V204H135V200H136V198H134V197H131V196H136L137 197V199H139V197L138 196H140V194L142 195L141 197H143V195L146 193V192H142V191H140V190H138V188H140L141 187V185L137 188V189H131L130 191L127 189V186H124L122 183L123 182H118V180H115V181H112V182H110ZM126 181V180H125ZM137 181V180H136ZM185 181H186V179H185ZM204 181V180H203ZM214 181V180H213ZM239 181V180H238ZM244 180H242V181H239L238 183H240V186L239 185H235V188H236V186H237V189H236V192H238L239 190H240V188H243V186H245V185H241V184H244L245 182H243ZM253 180H251V183H250V181H248L249 183H250V187H251V185H252V183H258L257 181H253ZM264 181V180H263ZM14 182H15V180H14ZM28 182H29V180H28ZM30 182H32V181H30ZM37 182V181H36ZM62 182V181H61ZM75 182L77 183V184H75ZM93 182V181H92ZM91 182V186L92 185H94V183H92ZM95 182V181H94ZM189 182H191L190 180H189ZM201 182V181H200ZM199 182V183H200ZM205 182H206V180H205ZM204 182V183H205ZM210 182V181H209ZM243 182V183H242ZM35 183V182H34ZM33 183V184H34ZM53 183V182H52ZM102 183V182H101ZM185 183H187V182H185ZM207 183V182H206ZM205 183V184H206ZM230 183V184H231ZM236 183V182H235ZM237 183V184H238ZM247 183V182H246ZM263 183V182H262ZM262 183L260 182V186L262 185ZM3 184V183H2ZM66 185H68V187H66V185L65 186H63V190L64 189H66V188H68L69 189V191L70 192H72V190H71V188L69 187V185L70 184H67V183H65ZM71 184V185H72ZM139 184V183H138ZM171 184V183H170ZM202 184V183H201ZM212 184V182H210L209 183V185H211ZM214 184H215V186L217 185L216 184V182H214L212 185L213 186H208V183H207V186H208V188H205V192L208 194V192H209V194H210V191L209 190H211V189H209V187H212V189H214V190H216L217 191V189H220V188H217L218 186H216V187H214ZM59 185V184H58ZM61 185V187H62V183L60 184ZM77 185V186H76ZM112 185V186H111ZM132 185H135V184H132ZM222 185V184H221ZM225 185V184H224ZM229 185V184H228ZM19 186H20V184H19ZM90 186V187H91ZM100 186H101V184H100ZM130 186V185H129ZM184 186V185H183ZM191 186V185H190ZM202 187H204L205 185H201ZM227 186V185H226ZM231 186V185H230ZM242 186V187H241ZM248 185L246 184V186H245V188H248L247 187ZM252 186H255V184L254 185H252ZM15 187V186H14ZM53 187V186H52ZM64 187H66V188H64ZM72 187V186H71ZM89 187V189H93V186H92V188H90ZM102 187V186H101ZM106 187V188H105ZM145 187V186H144ZM177 187V186H176ZM193 187V186H192ZM202 187H199V188H201L202 189ZM214 187V188H213ZM220 187V186H219ZM222 187V186H221ZM234 187V186H233ZM240 187V188H239ZM249 187V188H250ZM262 187V186H261ZM263 187H264V185H263ZM30 188V187H29ZM57 188V186L56 187H54V189H55V192H57L56 190H58V189H56ZM80 188H82V189H80ZM157 188V187H156ZM215 188H217V189H215ZM230 188V187H229ZM245 188L243 189V190H245ZM252 188V187H251ZM255 188V187H254ZM253 188V189H254ZM34 189V188H33ZM53 189V188H52ZM54 189H53V193H54ZM74 189H73V191H74ZM124 189H126V190H124ZM190 189V188H189ZM204 189V188H203ZM208 191H207V190ZM227 189V188H226ZM239 189V190H238ZM256 189V191L259 193V191L257 190V187L255 188ZM3 190V189H2ZM8 190H9V188H8ZM7 190V192H9ZM28 190V189H27ZM78 190V192H74L76 195L77 194H84V193H81V191H79ZM149 190V189H148ZM187 190V189H186ZM238 190V191H237ZM242 190V189H241ZM242 190V192H241V194L243 195V196H241V194H240V191H239V195L240 196H238V198L236 197L235 199H234V201H235V203H236V201H238V202H241V200H244V201H246L247 203H248V201L249 200H245L247 197H250L249 195H251V193H250V191H249V193H248V195H246V193L247 192H244ZM1 191V190H0ZM30 191V190H29ZM28 191V192H29ZM92 191L93 192H95L94 190H90V192L92 193ZM144 191V190H143ZM182 191V190H181ZM188 191V190H187ZM195 191V190H194ZM197 191V190H196ZM219 191V190H218ZM222 191H223V188H222ZM230 191V190H229ZM229 191H228V193H229ZM246 191V190H245ZM247 191H248V189H247ZM252 191V190H251ZM11 192V191H10ZM16 192V191H15ZM59 192V191H58ZM68 192V191H67ZM89 192V191H88ZM138 192H141L140 194H138ZM147 192H149V191H147ZM154 192H156V191H154ZM175 192V191H174ZM204 192V193H205ZM215 192V191H214ZM213 192V196H215L214 194L215 193H217V192H215L214 193ZM245 194H244V193ZM253 193H254V190L252 191ZM256 192V193H257ZM263 192V191H262ZM62 193V192H61ZM69 193V192H68ZM74 193H72L73 195H74ZM118 193V194H117ZM130 194V196H129V194ZM182 193H184V191L182 192ZM195 193V195H196V192H194ZM212 193V192H211ZM221 194V196H220V198L222 197L223 198V196L222 195H225L226 197V199L225 200H229L228 202H230V200L232 201L233 199L232 198H234L233 197V195L232 194H234L232 191H230V193L229 194ZM254 194L253 195V197H252V195H251V197L250 198H254V201L251 199V201L253 202L252 203V205L253 204H256V203H258V204H256V205H258L257 207L254 205L253 206V208L255 207V208H257V209H254V210H258V208L259 207H261V206H259V205H262V203L264 204V199H262L263 201H261V198L259 197V196H257V194ZM16 194V193H15ZM56 194H58V193H56ZM63 194V193H62ZM61 194V195H62ZM116 194L118 195V196H120V199H123V202H126V205L125 206H120L119 204H118V206H117V204H115V197L117 198V196H116ZM149 194H151V192L149 193ZM168 194V193H167ZM172 194H173V192H172ZM206 195V197H208V196H210V195ZM55 195V194H54ZM60 194L59 195H57L58 197L59 196H61ZM76 195H74V197H76ZM216 195H218V193L216 194ZM230 197L231 195H232V198L230 199L228 196ZM244 195H245V198H244ZM6 196H8V195H6ZM40 196V195H39ZM56 196V195H55ZM65 196H67V195H65ZM70 196V195H69ZM77 196H79V195H77ZM85 196H86V194H85ZM107 196H108V198H107ZM151 196V195H150ZM153 198H154V193H153ZM151 196V197H152ZM182 196V198H183V195H181ZM202 196V198H204L205 197V195L203 196V195H201ZM211 196H212V194H211ZM247 196V197H246ZM83 196H81V198H82ZM148 197H149V195H148ZM167 197V196H166ZM200 197V196H199ZM216 197V196H215ZM239 197H242V199L241 198H239ZM257 197H259V198H257ZM35 198V197H34ZM59 198H61V197H59ZM72 198H73V196H72ZM77 198V197H76ZM74 199V200H78L79 198H80V196H79V198H77V199ZM94 198V197H93ZM190 198V197H189ZM198 198V197H197ZM217 198H218V196H217ZM229 198V199H228ZM255 198H257V200L255 199ZM264 198V197H263ZM10 199V198H9ZM50 199V198H49ZM54 199V198H53ZM53 199H51V200H53ZM64 199V198H63ZM65 199H67V198H65ZM83 199V198H82ZM81 199V200H82ZM96 199V198H95ZM147 199V198H146ZM161 199H164V197L163 198H161ZM160 199V200H161ZM180 199V198H179ZM238 199V200H237ZM18 200V199H17ZM68 200H70V199H68ZM80 199H79V201L77 202L76 201V203L78 204H81V206L83 207H85V208H87L85 205H86V203H88L89 201H90V199H88V198H85L83 201H81ZM117 200H119V198H117ZM127 200H130V201H133L132 203H127ZM149 200V201H148ZM150 200L151 199H147V201L149 202V203H151L150 202ZM153 200V199H152ZM165 200V199H164ZM222 200V199H221ZM220 200V201H221ZM260 200V201H259ZM10 201V200H9ZM8 201V202H9ZM64 201H66V200H64ZM63 201V202H64ZM146 201V200H145ZM146 201V202H147ZM217 201V200H216ZM233 201V202H234ZM1 202V201H0ZM3 202H5V201H3ZM13 202V201H12ZM100 201L98 200V204H97V206L100 204L99 203ZM163 204H164V202L163 201H161ZM184 202V201H183ZM191 202V201H190ZM227 202V203H228ZM246 202H244V203H246ZM256 202V203H255ZM261 202V203H260ZM16 203V202H15ZM14 203V204H15ZM49 203V202H48ZM47 203V204H48ZM56 203H57V201H56ZM95 203V202H94ZM242 203H243V201H242ZM2 204V203H1ZM6 204V203H5ZM64 204V203H63ZM71 204V203H70ZM69 204V205H70ZM73 204V203H72ZM79 204H78V206H79ZM109 204V205H108ZM158 204H159V202H158ZM188 204V203H187ZM13 205V204H12ZM25 205V204H24ZM43 205H44V203H43ZM54 206H56V204H53ZM87 205H89V207H90V203L89 204H87ZM100 205H102V204H100ZM143 206L144 205H146V203L144 204H142ZM160 205H162V204H160ZM181 205H183V204H180V206ZM184 205H185V203H184ZM220 205V204H219ZM242 204L240 203V206H241ZM250 205H251V202H250ZM251 205V206H252ZM1 206V205H0ZM4 206V205H3ZM7 206V205H6ZM65 206H68V204L67 205H65ZM94 206V205H93ZM96 206V205H95ZM94 206V207H95ZM109 206V207H108ZM139 206V205H138ZM237 206H239L238 204H237ZM236 206V207H237ZM263 207H264V205H262ZM35 207V206H34ZM59 207V206H58ZM61 207V206H60ZM59 207V208H60ZM69 207V206H68ZM76 207V206H75ZM75 207H74V205H73V207L71 206V209H72V213H75L76 211H78V212H80L79 210H76L75 212H74V209H75ZM119 207V208H118ZM164 207V206H163ZM182 207V206H181ZM183 207H186V206H183ZM195 207V206H194ZM3 208V207H2ZM5 208H8L9 209V207H5ZM28 208V207H27ZM58 208V209H59ZM70 208V207H69ZM79 208V207H78ZM234 208V207H233ZM251 209L249 210V211H251V210H253L252 209V207H250ZM35 209V208H34ZM88 209L89 208H87V211H88ZM173 209V208H172ZM177 209V208H176ZM176 209L173 211L174 213H176L177 214V212L179 211V213H181V214H183L184 213V210L182 209V208H180L182 211H180V209H178L177 210V212H176ZM247 209H249L248 207H247ZM260 209V213H262V210L261 209H263V208H259ZM37 210H38V208H37ZM63 210V209H62ZM70 210V209H69ZM100 210H101V208H100ZM143 210V211H142ZM197 210V209H196ZM49 211V210H48ZM57 211V210H56ZM66 211V210H65ZM87 211H85V212H87ZM249 211H247L246 212V210H245V215H246V213L248 214V216H249ZM15 212V211H14ZM17 212V211H16ZM53 212V211H52ZM55 212V211H54ZM53 212V215H52V213H51V210H50V213H51V215L49 216V218L51 217V216H54V214L56 213H54ZM58 212V211H57ZM70 212H71V210H70ZM83 212V211H82ZM89 212V211H88ZM113 212H115V211H113ZM253 211H251V213H252ZM264 212V211H263ZM5 212L3 211V214H4ZM49 213V212H48ZM72 213H70V214H72ZM107 213V212H106ZM189 213V212H188ZM188 213H186V214H188ZM197 213V212H196ZM260 213H257V214H259L260 215ZM1 214V213H0ZM10 214H11V212H10ZM27 214H28V212H27ZM47 214V213H46ZM59 214L60 213H58V215L57 216H59ZM86 214H88V213H86ZM92 214V213H91ZM95 214H99V212L97 211ZM7 215V214H6ZM17 213H16V217H17ZM48 215V214H47ZM96 215V216H97ZM111 215V216H112ZM173 215V216H172ZM179 214H177V216H178ZM8 216V215H7ZM46 216V215H45ZM57 216L56 217H54L55 219H57ZM84 216V215H83ZM257 216V215H256ZM2 216H0V218H1ZM16 217H14V215H13V219H15ZM41 217V216H40ZM44 217V216H43ZM70 217V216H69ZM108 217V216H107ZM107 217H105V218H107ZM116 217V218H117ZM255 217V216H254ZM260 217V216H259ZM7 218L8 217H6V221H8L7 220ZM35 218V217H34ZM46 218L48 219V217L46 216ZM52 219H53V217H51ZM62 218H64V217H62ZM93 218H94V216H93ZM92 218V219H93ZM104 218V219H105ZM245 218V217H244ZM17 219V218H16ZM15 219V220H16ZM32 219V218H31ZM52 219H50V220H52ZM87 219V218H86ZM99 219H100V217H99ZM124 219V221H122ZM135 219V220H134ZM175 219H177L176 221H175ZM180 219H181V217H180ZM12 220V219H11ZM14 220V221H15ZM43 220H45V219H43ZM42 220V221H43ZM60 219H58V221H59ZM73 220V222L75 221V219L73 218L72 219ZM83 220V219H82ZM90 220V219H89ZM101 220V219H100ZM185 220H187V219H185ZM32 221V220H31ZM33 221H34V219H33ZM47 221V220H46ZM53 221H54V219H53ZM81 221V220H80ZM84 221H85V219H84ZM109 221V220H108ZM108 221H101L102 222V224L104 225H110V224H108L109 222ZM181 221V222H180ZM189 221V220H188ZM244 221V220H243ZM0 222H2V221H0ZM37 222V221H36ZM40 222V221H39ZM45 222V221H44ZM68 222V221H67ZM77 222V221H76ZM175 222H176V224H175ZM179 222V223H178ZM7 225L9 224V222H5ZM31 223V222H30ZM79 223V222H78ZM81 223V222H80ZM1 224V223H0ZM2 224H4V222H2ZM5 224V225H6ZM20 224V223H19ZM19 224L17 225V223H16V221H15V227L13 228V229H15V228H17L18 230H20L21 228V226H22V224H21V226H19ZM38 224V223H37ZM69 225H70V223H68ZM91 224V223H90ZM112 224V223H111ZM228 224V223H227ZM233 224H235V223H233ZM7 225H6V228H4L3 227V233H4V229H5V231H6V229L8 230V227H7ZM13 224H12V226H14ZM54 225V227H59L60 226V230L58 231V236H56V237H61V238H63V232H71L72 233V231H70L71 230V228H68L67 226V224H65V222L64 223H60V225H58V224H53ZM67 225V226H66ZM4 226V225H3ZM17 226V227H16ZM19 226V227H18ZM27 226V225H26ZM34 226V225H33ZM47 226V225H46ZM85 226V225H84ZM84 226H82V227H84ZM113 226V225H112ZM154 226V227H153ZM158 227L159 229H157V230H155L156 229V227ZM186 226V225H185ZM35 227V226H34ZM47 227H49V226H47ZM114 227V226H113ZM227 227V226H226ZM28 228H29V225H28ZM78 228H80V227H76V229L75 230H77V232L79 231V229ZM185 228V227H184ZM225 228V227H224ZM223 228V229H224ZM10 229V228H9ZM30 229V228H29ZM36 229V228H35ZM70 229V230H69ZM111 229H115V231H114V233L117 231V229L116 228H112L111 227ZM31 230H32V228H31ZM83 230V229H82ZM85 230H87V229H85ZM126 230V229H125ZM124 230V231H125ZM0 231H1V229H0ZM9 231V230H8ZM15 231H17V230H15ZM23 231V229L21 230V232ZM25 231H27V230H25ZM113 231V230H112ZM122 232H123V230H121ZM135 231H132V232H130V230H129V232L130 233H135ZM183 231V230H182ZM181 231V233L180 234H183V232ZM201 231V230H200ZM55 232V231H54ZM53 232V233H54ZM75 232V231H74ZM88 232V231H87ZM205 232V231H204ZM210 232V231H209ZM1 233V232H0ZM2 233V234H3ZM15 232H10V235H11V237H12V234H14ZM90 233V232H89ZM88 233V234H89ZM113 233V232H112ZM118 233V232H117ZM121 233V232H120ZM8 234H9V232H8ZM7 234V235H8ZM55 234H56V232H55ZM76 233H74V235H75ZM82 234V233H81ZM86 234V233H85ZM96 234V233H95ZM101 235L100 237H101V239H103L104 237H102V234L101 233H97L96 234V236L98 237V242L100 243V242H103V240H100V237H99V235ZM116 234V233H115ZM129 234V233H128ZM149 234V233H148ZM179 234V235H180ZM184 234H186L185 232H184ZM192 234V233H191ZM196 234V233H195ZM206 234V233H205ZM230 234V233H229ZM9 235V236H10ZM23 235L24 236H22V233H21V238H23L24 239V241L26 240V241H28V238H27V232L24 234V231H23ZM40 235V234H39ZM112 235V234H111ZM118 236L120 235L119 233L117 234ZM134 235V234H133ZM136 235V238H134V239H137V235H139V234H135ZM151 235L152 234H150V237H151ZM154 235H152V236H154ZM166 236L165 237V240H159L158 241V238H159V236ZM190 234H188V236H189ZM15 236V235H14ZM17 236H19V235H17ZM26 236V237H25ZM73 236V235H72ZM89 236V235H88ZM126 236H127V233H126ZM131 236V235H130ZM142 236V235H141ZM183 236H185V235H183ZM187 236V237H188ZM196 236V235H195ZM1 237H2V235L0 236V239H1ZM4 237V236H3ZM30 237V236H29ZM59 237V238H60ZM74 237V236H73ZM78 237H79V234H78ZM84 237V236H83ZM85 237H87V236H85ZM96 237V238H97ZM146 237V236H145ZM7 238H9V237H7ZM45 239H47V236L46 237H44ZM81 238V237H80ZM95 238V239H96ZM120 238H123L124 239V235H123V237H120ZM190 238H193V237H190ZM237 238V237H236ZM17 239V238H16ZM44 239V240H45ZM72 239V238H71ZM74 239V238H73ZM83 239V240H82ZM82 239H80V240H82V241H85L86 240V238L84 239V238H82ZM94 238L92 239V240H95ZM126 239H127V237H126ZM145 238H144V236L142 237V239H141V241L142 240H144ZM152 239H154V240H152ZM189 239V237L187 238V240ZM194 239V238H193ZM6 240H8V239H6ZM5 240V241H6ZM49 240V239H48ZM77 240H79V238H77ZM97 240H95V241H97ZM104 240H105V238H104ZM120 240V239H119ZM128 240H129V237H128ZM128 240L127 241H123V242H125L124 244H126L125 245V248H127L126 246H130V248L132 247V243H129L128 242ZM146 240H148V239H146ZM145 240V241H146ZM177 240H179V241H177ZM183 240V242H180V241H182ZM13 241H16V240H13ZM66 241H68V239H66ZM74 241V240H73ZM109 241H110V239H109ZM130 241V240H129ZM173 241H177L176 243H174ZM189 242H191L190 240H188ZM194 241H195V239H194ZM198 242H200L199 241V239L197 240ZM235 241H237V240H235ZM45 242V241H44ZM75 242V241H74ZM123 242L121 241V243H120V241H119V247H121V249L124 247V244H123ZM128 242V243H127ZM131 242V241H130ZM135 242H138V240H135ZM179 242L181 243V244H179ZM187 242V241H186ZM188 242V243H189ZM3 243V242H2ZM39 243V242H38ZM76 243V242H75ZM74 243V245H76ZM141 243H143V242H139V243H136L137 244V246L140 244L141 245ZM188 243H186L185 245H189ZM192 243V242H191ZM212 243H216L217 244V239H215V242L213 241ZM211 243V244H212ZM225 243H227V242H225ZM237 243H239V242H237ZM5 244V243H4ZM3 244V245H4ZM7 244V243H6ZM12 244H14L13 242H12ZM37 244V243H36ZM39 244H42V243H39ZM45 244V243H44ZM70 244V243H69ZM95 244V242L94 241H88L87 243H86V248L87 249H89V250H91L92 252L94 251H96L98 248H97V245H94ZM98 244V243H97ZM108 244V243H107ZM106 244V245H107ZM128 244V245H127ZM131 244V245H130ZM194 245H195V242L193 243ZM211 244L209 245V248L210 247H214V246H211ZM1 246H2V244H0ZM11 245V244H10ZM113 245V244H112ZM139 245V246H140ZM180 245V246H179ZM198 245V246H197ZM199 243L198 244H196V246H186L185 248H186V250L188 249V250H190V248H194L192 251H194V250H198V251H200L201 252V249L199 250V248L198 249H196V247H199ZM0 246V247H1ZM14 246V245H13ZM26 246V245H25ZM42 246V245H41ZM48 246V248H47V250L49 249V247H50V245H47ZM69 246V245H68ZM77 246V245H76ZM123 246V247H122ZM136 246V247H137ZM138 246V248L137 249H139L140 247ZM216 246V245H215ZM222 246V245H221ZM229 246V245H228ZM239 246V245H238ZM9 247H11V246H9ZM39 247V246H38ZM84 247V246H83ZM106 247H108V248H114V246L112 247V246H106ZM106 247H104L103 249H104V251L107 249ZM231 247V246H230ZM235 247V246H234ZM242 247V246H241ZM240 247V248H241ZM244 247V246H243ZM40 248V247H39ZM69 248V247H68ZM74 248H75V246H74ZM79 248L80 249H82L81 248V244L79 245ZM106 248V249H105ZM125 248H123V250H125ZM184 248V249H185ZM201 248V247H200ZM216 248H218L217 246L215 247V250H214V252H215V255L213 256V258H215L214 259V262L213 263H210V264H221V263H224V261H222L221 259H220V257L219 256H224V257H228V247L226 248V247H224V250L222 251V247H220V249L218 250V249H216ZM237 248V247H236ZM235 248V249H236ZM13 249H14V247H13ZM103 249H102V251H103ZM121 249H119V250H121ZM244 249V248H243ZM6 250V249H5ZM4 250V251H5ZM8 250V249H7ZM46 250V249H45ZM52 250V249H51ZM51 250H50V252H51ZM70 250V249H69ZM73 250V249H72ZM108 250H110L111 251V249H108ZM119 250H117L118 252H119ZM141 250V248L139 249V250H137V253H136V255L138 256L139 254H138V251H140ZM175 250V251H174ZM179 250V249H178ZM187 250V253H189V251ZM230 250V249H229ZM234 250V249H233ZM232 250V251H233ZM240 250V249H239ZM18 251V250H17ZM19 251H20V249H19ZM23 251V250H22ZM66 251H67V249H66ZM76 251V253H79L77 250H75ZM75 251H74V253H75ZM90 251V253H92ZM109 251V252H110ZM128 251H130V249H128ZM180 251V250H179ZM198 251H195V253L197 254L198 253ZM231 251V250H230ZM243 251V250H242ZM97 252V251H96ZM95 252V253H96ZM106 252H108L107 250H106ZM108 252V253H109ZM7 253V252H6ZM19 254V252H16V253H14L13 252V254L15 255V254ZM21 253V252H20ZM55 253V252H54ZM57 253V252H56ZM66 253V252H65ZM89 253V254H90ZM101 253V252H100ZM120 253V252H119ZM122 253H124V252H122ZM131 254H132V251L130 252ZM140 253V252H139ZM195 253H193V255H192V252H190L189 254H191L192 256H195V257H197L198 255H200V253L196 256V254ZM244 253V252H243ZM249 253V252H248ZM0 254H1V249H0ZM83 254V253H82ZM114 254H116V253H114ZM126 254V255H125ZM125 257L127 256V251L125 252ZM128 254H129V252H128ZM131 254H129V255H131ZM147 254H148V256H147ZM182 254V253H181ZM195 254V255H194ZM209 254L210 255H213V252H211V251H209ZM242 254V253H241ZM20 255H22V254H20ZM26 255V254H25ZM112 255V254H111ZM122 255V254H121ZM3 256V255H2ZM29 256V255H28ZM53 256V255H52ZM55 256V255H54ZM71 256V255H70ZM104 256V258L105 257H108L107 255L105 256V255H103ZM103 256L101 257V260H102V258H103ZM216 256H217V258H216ZM231 256V255H230ZM229 256V257H230ZM242 256H244V255H242ZM0 257H1V255H0ZM5 257V256H4ZM13 257V256H12ZM17 257H19L18 255H16V260L14 261V263H17L18 264V261H17ZM36 257V256H35ZM73 257V256H72ZM117 257V256H116ZM124 257V258H125ZM173 257V256H172ZM187 257V256H186ZM191 257V256H190ZM194 257V258H195ZM212 257V256H211ZM219 257V258H218ZM3 258V257H2ZM60 258H62V257H59V259ZM103 258V259H104ZM118 258V259H117ZM117 258H115V259H117V260H119L120 261V259H119V257H117ZM129 258V257H128ZM127 258V259H128ZM130 258H131V256H130ZM169 258V259H168ZM175 257H173V261L174 260H176V258L174 259ZM3 259H5V258H3ZM9 259H10V257H9ZM8 259V260H9ZM12 259V258H11ZM71 259V258H70ZM73 259H75V258H73ZM77 259V258H76ZM107 259V258H106ZM110 259V258H109ZM126 259V258H125ZM126 259V261H127V263L124 261V264H128V260ZM136 259H137V257H136ZM188 259H189V255H188ZM200 259V258H199ZM212 259V258H211ZM7 260V259H6ZM19 260H21V259H19ZM24 260V259H23ZM63 260H66V259H63ZM100 259H99V261H101ZM113 260V259H112ZM112 260H110L111 262H112ZM131 260V259H130ZM134 260H135V258H134ZM138 261H139V259H137ZM136 260V262H138ZM183 260V259H182ZM192 260H194V259H192ZM1 261V260H0ZM10 262H11V260H9ZM8 261V262H9ZM33 261V260H32ZM61 261V260H60ZM97 261V260H96ZM177 261V260H176ZM180 261V260H179ZM179 261H177V263L178 264H180L179 263ZM7 262V263H8ZM36 262V261H35ZM38 262V261H37ZM36 262V263H37ZM47 262V261H46ZM71 262V261H70ZM81 262V261H80ZM90 262H94V261H90ZM109 262V261H108ZM114 262H115V260H114ZM123 262V261H122ZM194 262V261H193ZM225 262L227 263V264H235L233 261L231 262V260H230V262L229 261H227V260H225ZM13 263V264H14ZM22 263H27V259H26V261L25 262H22ZM67 263H69L68 262V260H67ZM67 263H65L64 262V264H67ZM88 264H89V262H87ZM86 262H85V264H87ZM96 262H94V264H95ZM104 263V262H103ZM117 262H115V264H116ZM119 263V262H118ZM117 263V264H118ZM172 263V262H171ZM177 263H175V264H177ZM182 263H183V261H182ZM181 263V264H182ZM9 264H12V263H9ZM20 264V263H19ZM39 264V263H38ZM92 264V263H91ZM97 264V263H96ZM99 264V263H98ZM105 264V263H104ZM108 264V263H107ZM114 264V263H113ZM123 264V263H122ZM138 264V263H137ZM184 264V263H183ZM185 264H188V263H185ZM200 264V263H199Z\"/></svg>",
  "mask_w": 264,
  "mask_h": 264
}]
</instances>
